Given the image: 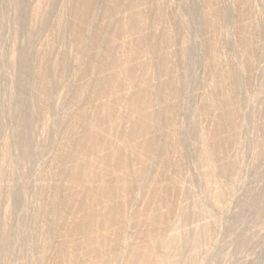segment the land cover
<instances>
[{
    "label": "rangeland",
    "instance_id": "obj_1",
    "mask_svg": "<svg viewBox=\"0 0 264 264\" xmlns=\"http://www.w3.org/2000/svg\"><path fill=\"white\" fill-rule=\"evenodd\" d=\"M41 0H28V3H29V21L31 23V27L33 28V31L34 32H38L37 35L35 33V40H34V46H33V53L32 55L34 56V52L38 55H36V57L38 58V61H37V58L34 56V64H33V68L35 71V68L38 66V63L39 62V59L42 55L45 54H49V58L51 59V61H56V58L58 59V57L60 56H65L67 58V69L66 71H70V72H65V74L61 77L58 78V72L56 73V70L54 68V64L52 65L51 69H52V74H54V78H53V82L54 80H56L54 82V96L52 97L51 101V106L50 105H45L43 103V99H41V95L40 94V91L37 89L34 88V100H35V97L38 95V98L39 99H36V101L38 100L40 102V104L38 102H35V105H37L36 107L40 106L38 109H42L43 110V106L46 107L44 109H46L48 112H46V110H43V114H44V111H45V114L42 116L43 119H39L37 121V123H41V124H35V130L33 131V156L30 158V159H27V158H23L19 151L13 147L14 149V152L13 149H5L6 145L5 142H2L4 141V138L6 135V137H9L10 138L14 137V135L16 134L17 130H18V126H17V123L10 117L8 116L7 114H4L3 115V119H2V123H4V126H3V132L0 133V171L3 169L2 172H0V190L1 192H4L2 196V200H1V203H0V264H56V260H54V258L56 259L58 254H57V250H59V248L57 246H59L60 244L57 245V243H59L60 241H62L64 239V235H65V231H66V227L70 225L71 221L73 219L71 218H74L72 214L69 215V213H74V216H77L79 215V213L77 212L76 208H73L74 205H71V207H69L68 211L64 214L65 217L63 215H57L53 221V219H51V215L54 213V212H57L58 210V205H57V202H58V199L59 197L58 196H62L63 194H69L73 191H76L75 188H81L79 186H72V185H69V183L65 180H64V183H63V180L62 178H60V176L58 175L59 174V167L56 165L55 162H53L54 160V156L55 154L58 153V149H62L65 144H66V137H65V127L64 126V121L66 120L67 121V118L69 117H73L74 114L76 113L77 115V112L79 113V111L81 110V112H84L85 109L83 110L82 108H86V112L85 113H88L90 114V112L88 111H92V110H89L87 109V107L89 108L90 106V109H92V106H97L96 103H93L94 102H97L98 100L96 99H99V97L96 95V94H93L94 90L93 88H95L96 84L94 83H97L99 79L101 78H104L106 77L107 75H105V73L107 74L108 71H105L104 69H102V66H101V61L99 59H101V55L102 53L99 54V52L101 51V47H99L98 45H92L91 46V42L89 41V38H85L83 39V36L82 35H79V34H82L81 32H83V29L81 28V26H79V21L78 19L76 18L77 15H76V12L74 11V1L75 0H52L50 2V0H46L47 2L43 1V4H42V1L40 3ZM50 3H49V2ZM110 0H103V2H109ZM134 3H133V2ZM194 1V2H193ZM204 1V2H202ZM222 2H220V0L217 2L214 0V5L211 1V3L209 2L207 4V2L205 0H147L146 3L144 2H140L137 4L138 1L136 0H119V1H114V3L112 4L113 7V10H114V14H115V17H114V20L111 22V29L114 28L115 26V21L117 22H124L125 20H128V18H130L131 14L134 12V11H137V12H134V14L136 13H144L145 15V20L143 21L144 23L141 25L142 27H140V29H143V30H140V29H136L134 32H136V34L133 32L131 33V35H127V37H123V39H119L118 40V43L119 44H124L126 43L127 45L126 46H130V47H135L139 45L140 43V40L143 38H145V40L148 38V39H152L155 34L157 36H160V34H167L168 31H170V35H172V39H173V43L170 42L168 43V45H171L170 48L168 45H165V46H168L167 47H164L165 49H163V54L164 56H169L171 59H168L170 62H168V66L169 68L171 69H167V72L165 73L166 69L163 68V65H160L158 66V64H162L161 60L163 59L162 55L163 54H159V53H162V52H158L155 54L152 55V60L151 61V58H148L143 55V54H139L140 57H138L139 55H137V57L133 58V60L130 61V64L132 62H134L135 60V64H131L132 66H137L139 68V72L143 70H146L144 73H136L137 75L134 77V79H138V80H135L133 79L132 83L134 86L132 88L131 84H130V87L131 89L130 90H127L129 89L130 87L128 86V88L121 92L120 93V97L122 98V100H124V97L128 96L127 97V101H129L128 98H132L134 96V92L133 90L135 91L136 89L138 90V87H139V91L140 92L142 89H144V86L146 85L147 87H150L148 85V82L149 84L151 85L150 88H153L152 85H154L153 83H155L154 87L153 88L154 90H158L163 82H167L170 80V77L171 79H176L177 81L180 80L181 82H179V84L182 86V91H181V96H183L181 99H184L182 103V112L180 113L179 115V118H178V122L176 123V125H174V127L177 126V129L172 126H166L168 128H164L165 132L161 131V130H158L156 129L154 132L156 133L155 137L158 138V137H161L163 136V134L165 133L166 137L167 138H170L169 140H171V138L174 137V133L176 132H182L183 130H185V133L184 131V134L186 135V142H184V145L182 144V149L181 146L179 147H171L170 151H171V157L170 156V161H161L160 157L158 158H153V160H150L148 162H150V164L148 163L145 164V167L144 168V164L142 166V163L140 161V148L138 146L135 147V145H137L138 142L136 141H141L139 140L142 139L143 137V140H144V134H140V135H137L139 134V132L136 134L137 137H138V140L137 139H134L133 143L134 145L132 144V150H131V160L132 162H134L135 159H133L137 154L139 155L138 157L136 156V160L135 162L132 164V166L136 165L139 161V166L138 168L136 169L134 166H133V169L134 170H137V172L139 173V176H140V172L142 173V176L140 177H137L136 178V181H137V187H135V189L132 191L133 193L130 194V197L131 199L129 198V200H131L129 202V204L125 205V209L127 210V214H128V217H130V219L128 220L127 224H125L124 228H122L121 230V235L122 236L120 237V233L119 234V246H117L116 244H113L111 243V245H109V250L108 252L106 251L105 253H107V257H105L106 255L104 254L102 257H105V258H100V261H102V259H104L102 262H108L106 264H112L114 262V264H120L121 263V260H122V263L121 264H126V260H127V257H128V249H130L131 247L130 246H133L134 244L136 245H141L142 241L141 239L143 237H140V236H137V234L134 235V231L136 229H139L140 230L142 229L143 231H146L149 226H147V224L145 223L148 218V216L150 215H158L160 214L162 211L163 213L161 214H169V218H172V219H169L168 218V225L166 224V227L169 228H165V230L161 233V236H159V239L157 240L158 243H159V247H160V251H164L162 253V258L159 262H157V264H264V0H221ZM241 4H239L240 2ZM244 1V2H243ZM38 2V4L36 3ZM121 2V3H120ZM186 2V3H185ZM206 2V3H205ZM45 3V4H44ZM54 3V4H53ZM117 3V4H116ZM121 5H120V4ZM123 3V4H122ZM129 3V4H128ZM165 3V4H164ZM193 3L195 5V7L197 8V11H196V15H191L190 13L188 14L187 12V7ZM196 3V4H195ZM218 3V4H217ZM38 6H37V5ZM53 4V5H51ZM69 4V5H68ZM119 4V5H118ZM126 4V5H125ZM133 4V5H132ZM150 4V5H149ZM186 4V5H185ZM197 4L199 6H197ZM202 4V6H201ZM33 5V6H32ZM49 5V6H48ZM123 5V6H122ZM139 5V6H138ZM154 5H155V8H154ZM160 5V6H159ZM165 5V7H164ZM210 5V6H208ZM221 5V8L220 9H224L226 10L228 13H230V16L231 17H228L227 19L224 18L221 20V22L219 21V23H221L220 25L217 24V21H213V17L211 19L210 22L209 21V18H208V23H212L211 25L208 24L207 26V29L205 28H202L203 27V23L204 22H201V21H206L207 18H205V16L207 17V13L210 12H216L219 9ZM35 6V7H34ZM104 6L105 4L103 3L102 6H100L98 8V10H96L95 12V16H94V19H96L98 16H100L99 18L97 19H100L101 21L104 20ZM117 6V7H116ZM122 6V7H121ZM125 6V7H124ZM135 6V7H133ZM150 6V7H149ZM152 6V7H151ZM185 6V7H184ZM217 6H218V10H217ZM243 6V8H242ZM34 7V8H33ZM60 7V8H59ZM149 7V8H148ZM160 8V10H158L157 14L156 11H157V8ZM199 7V8H198ZM202 9H201V8ZM205 9H204V8ZM208 7H210L208 9ZM216 7V8H215ZM250 7V8H249ZM33 8V9H32ZM103 8V9H102ZM117 8V9H116ZM135 8V9H134ZM153 8V9H151ZM162 8V9H161ZM211 8H215L214 10ZM227 8V9H226ZM241 8V9H240ZM132 9V10H131ZM37 10V11H36ZM41 10V11H40ZM45 10V11H44ZM48 12H47V11ZM100 10V11H99ZM116 10V11H115ZM129 10V11H128ZM131 10V11H130ZM141 12H140V11ZM206 12H205V11ZM209 10V11H208ZM232 10V11H230ZM238 12H237V11ZM246 10V11H245ZM44 11V12H43ZM58 11V12H57ZM65 11V12H64ZM144 11V12H143ZM173 11V12H172ZM177 11V12H176ZM199 11V12H198ZM15 7H14V1L13 0H0V29H1V32L3 35H1V32H0V96H1V99H0V104L4 107L6 106L5 104H7L6 108H9L11 105H12V98L14 97L13 95L15 94L14 90L12 89L11 85L9 82H12L11 79L13 80L14 76L16 77V72L14 71L15 68H13L15 62L16 61V56L14 57L13 55V58L14 60L13 61H10L12 60L13 58H11L12 56V51H14V49L12 48L13 45H14V48L16 47H20L21 45H23L26 41V37H24V34L23 33H20L18 38H16V40L14 39V35H15V31H16V26H15V23H14V16H15ZM40 13V16L42 18V20H40V17L37 15ZM45 14H43V13ZM75 12V13H74ZM99 12L100 15L97 13ZM132 12V13H130ZM146 12V13H145ZM155 12V13H154ZM203 14L204 12V16L201 15V13ZM241 12V13H240ZM252 12V13H251ZM48 13V14H47ZM65 13V14H64ZM102 13V14H101ZM164 13V14H163ZM172 13V14H171ZM200 13V14H199ZM246 13V14H245ZM32 14V15H31ZM58 14V15H57ZM60 14V15H59ZM96 14H98V16H96ZM133 14V15H134ZM168 14V15H167ZM198 14V15H197ZM206 14V15H205ZM34 15V16H33ZM43 15V17H42ZM47 15V16H46ZM56 15V16H55ZM62 15V16H61ZM103 15V16H102ZM130 15V16H129ZM201 15V16H200ZM236 15V16H235ZM240 15V16H239ZM242 15V16H241ZM32 16V18L34 19H31L30 17ZM67 16V17H66ZM119 16V17H117ZM128 16V18L126 17ZM177 16V17H176ZM184 16V17H183ZM193 16V17H192ZM195 16H198V17H195ZM235 16V17H234ZM60 17V18H59ZM64 17H65V20H64ZM104 17V18H103ZM116 17L118 19H116ZM123 17V18H122ZM179 17V18H178ZM182 17V18H181ZM201 17V18H200ZM234 17V18H233ZM239 17V18H238ZM250 17V18H249ZM39 20L37 21L36 20ZM44 18L46 19L44 21ZM103 18V19H102ZM122 18V19H120ZM126 18V19H125ZM148 18V19H146ZM157 18V19H155ZM177 18V19H176ZM186 18V19H185ZM194 18V19H193ZM242 18V19H241ZM246 18V19H245ZM96 19V20H97ZM125 19V20H124ZM154 19V20H153ZM164 19V20H163ZM183 19V20H181ZM189 19V20H188ZM197 19V20H195ZM202 19V20H201ZM205 19V20H204ZM226 19V20H225ZM251 19V20H250ZM13 20V21H12ZM32 20H36V26H34V21ZM58 20V21H57ZM60 20V21H59ZM96 20H93L91 22H94ZM100 20H97L95 22V24L93 23H90V29H89V37L91 36V38H93V36H96V35H99L100 32L101 34H103V37H104V44H106L105 42V39H108L106 40L107 42L110 40V38H108L110 36V32H105L103 31V25L104 24L103 22H101ZM120 20V21H119ZM148 20L150 21L149 23L150 26H149V23H148ZM166 20V21H165ZM181 20V21H179ZM186 20V21H185ZM194 21L195 23V27H196V30L199 28V30H202V31H193L191 30V32L189 31V29H186L184 28L181 24L185 23V22H189V21ZM199 20V21H198ZM228 20V21H227ZM236 22H234V21ZM43 21V22H42ZM63 22L64 25H65V29L64 31L66 32H62L63 35L60 34V36L58 35L59 33L55 32L57 30V26L60 22ZM105 21V20H104ZM184 21V22H183ZM34 22V23H33ZM40 22V23H39ZM46 22V23H45ZM58 22V23H57ZM146 22L148 23L146 26ZM198 22L199 24L197 25ZM213 22H214V25H213ZM38 23V24H37ZM97 23V24H96ZM119 23V24H120ZM175 23V25H174ZM202 23V24H201ZM224 23V24H223ZM231 23V24H229ZM248 25H247V24ZM254 23V24H253ZM52 24V25H51ZM71 24V25H70ZM79 24V25H78ZM102 26H101V25ZM114 24V25H113ZM145 24V25H144ZM178 24V25H177ZM215 24H216V28H218L220 26V28H218V30L215 28ZM235 24V25H234ZM236 24H237V27L239 24V26H242L243 24H246V26L243 27L244 30L240 29L239 31V34L237 33L238 32V28L236 27ZM252 24V25H251ZM34 27H33V26ZM42 25L44 27H42ZM48 25V26H47ZM56 25V27H55ZM73 25V26H72ZM176 27H174V26ZM213 25V26H212ZM219 25V26H217ZM231 25V26H230ZM69 26V27H68ZM76 26L78 29H82L81 32L76 28L74 27ZM96 26V27H95ZM113 26V28H112ZM145 26V27H144ZM154 26V27H153ZM183 28H182V27ZM210 26V27H209ZM255 26V27H254ZM259 26V27H257ZM37 27H38V30H37ZM41 29H40V28ZM46 27V28H45ZM54 27V28H53ZM148 27V28H147ZM166 27H167V31L163 32V30H166ZM170 27V29H168ZM181 27V29H180ZM209 27V28H208ZM225 27V28H224ZM236 27V28H235ZM246 27V28H245ZM251 27V28H250ZM262 27V28H261ZM75 28V30L77 31H74L72 29ZM163 28V29H162ZM202 28V29H201ZM210 28H211V31H210ZM214 31H213V29ZM241 28V27H240ZM255 28L257 30H259L260 28V31H262L261 33H258V34H251L248 32V30H252ZM7 29V30H6ZM40 29V30H39ZM97 29V30H95ZM99 29V30H98ZM154 29H158V30H154ZM173 29V30H172ZM186 29V30H185ZM216 29V30H215ZM220 29V30H219ZM237 29V30H236ZM36 30V31H35ZM95 30V31H94ZM101 30V31H100ZM176 30V31H175ZM182 32H181V31ZM184 30V31H183ZM203 30L205 32H203ZM231 30V31H230ZM249 30V31H250ZM71 31V32H70ZM91 31V33H90ZM94 31V32H92ZM98 31V32H96ZM143 31V32H141ZM145 31V32H144ZM150 31H154L155 34L153 32H150ZM161 32L159 34V32ZM175 31V32H174ZM189 31V32H188ZM209 33H208V32ZM8 32V33H7ZM103 32V33H102ZM106 34H105V33ZM140 32V34H139ZM147 32V33H146ZM178 32V33H177ZM203 32V33H202ZM216 32V34L214 33ZM74 33H78V34H74ZM93 33V34H92ZM138 33V34H137ZM142 33V35H141ZM172 33V34H171ZM174 33V34H173ZM189 33H192V34H189ZM197 33V34H196ZM212 34L213 35H209V34ZM242 35H241V34ZM53 34V35H52ZM100 34V35H101ZM154 34V36H152ZM159 34V35H158ZM161 34V35H162ZM176 34V35H175ZM183 34V35H182ZM188 34V35H187ZM248 34V35H246ZM251 34V35H250ZM263 34V35H261ZM6 35V36H5ZM99 35V36H100ZM150 35V36H149ZM196 35V36H195ZM217 35V36H216ZM237 35V36H236ZM240 35V36H239ZM246 35V37H245ZM260 35V36H259ZM9 36V37H8ZM26 36V35H25ZM37 36H40V37H37ZM60 38H59V37ZM76 36V37H75ZM78 36V37H77ZM81 36H82V41H81ZM106 36V37H105ZM141 36V37H140ZM189 36V38H188ZM195 36V37H194ZM200 36V37H199ZM211 36V37H209ZM215 36V37H213ZM222 36V38H221ZM233 36V37H232ZM244 38H243V37ZM249 36V37H248ZM63 37V38H62ZM130 38V45H128V39L127 38ZM138 37H139V40H138ZM151 37V38H150ZM175 37V38H174ZM185 37V39H184ZM244 39L245 40V43H244ZM262 37V38H261ZM11 38V39H10ZM51 38V39H50ZM55 40H54V39ZM76 38V40H75ZM212 38V39H211ZM215 38V39H214ZM223 38H225L223 40ZM247 38V39H246ZM249 38V39H248ZM254 38V39H253ZM47 39V40H46ZM127 39V40H126ZM147 39V40H148ZM205 39H209L208 41L206 40V42L204 43ZM212 41H211V40ZM214 39V40H213ZM218 39L219 41L221 42H218ZM221 39V40H220ZM230 39V40H229ZM238 39V40H237ZM5 40V41H4ZM20 40V41H19ZM42 40V41H41ZM88 40V41H87ZM126 40V41H125ZM135 40V42H134ZM176 40V41H175ZM191 40V41H190ZM217 42H216V41ZM247 40V41H246ZM45 41V42H44ZM55 41V42H54ZM73 41V42H72ZM80 41V42H79ZM87 42L86 44L84 43ZM120 41V42H119ZM125 41V42H124ZM129 41V42H130ZM139 41V43H138ZM148 41H151V40H148ZM193 41V42H192ZM213 43L212 45L215 46V51H211L210 49H208V46L210 44V42ZM229 41V42H228ZM232 43H231V42ZM233 41L235 43H233ZM18 42V44H17ZM79 42V43H78ZM82 42V44H81ZM209 42V43H208ZM229 44H227V43ZM8 45H7V44ZM23 43V44H22ZM39 43V44H38ZM47 43V44H46ZM52 43V44H50ZM138 43V44H137ZM184 46V44H186ZM190 43V44H189ZM199 43V44H198ZM208 43V44H207ZM217 43V44H216ZM221 43V44H220ZM222 43H223V46H222ZM241 44V45H238V44ZM248 43L247 46H245L246 50L244 47H242L243 44H246ZM12 44V45H11ZM37 44V45H36ZM42 44V45H41ZM76 44V45H75ZM136 44V46H135ZM192 44V45H191ZM205 44V45H204ZM207 44V46H206ZM216 44V45H215ZM219 44L221 45V47L219 46ZM231 44V45H230ZM234 44V45H233ZM41 45V46H40ZM44 45V46H43ZM54 45V46H53ZM73 45V46H72ZM86 45V46H85ZM90 45V46H88ZM174 45V46H173ZM199 47H198V46ZM225 45V46H224ZM40 46V47H38ZM77 46V47H76ZM204 46H206L204 48ZM228 46V48L226 47ZM239 46V47H238ZM244 46V45H243ZM3 47V48H2ZM87 47L89 49H87ZM94 47V48H93ZM96 47H97V51H96ZM176 47V48H175ZM194 47V48H192ZM216 47L221 48L220 51L216 49ZM233 47V48H232ZM235 47V48H234ZM259 47V48H258ZM37 50H36V49ZM51 48V49H50ZM53 48V49H52ZM66 48V49H65ZM86 48V49H84ZM93 50H92V49ZM99 48V49H98ZM168 50H167V49ZM175 48V49H174ZM190 49L192 48L193 50H196L197 53H195L194 57H192L191 59L189 58H186L184 57L183 55V52L186 51V49ZM214 48V47H213ZM237 48V49H236ZM244 48V50L242 49ZM35 49V50H34ZM40 49V50H39ZM42 49V50H41ZM72 49V50H71ZM78 49V50H77ZM95 49V51H94ZM185 49V50H184ZM242 49V50H241ZM260 49V50H259ZM47 52H46V51ZM62 50V51H61ZM81 50V51H80ZM92 50V51H91ZM167 50V54H166V51ZM183 50V51H182ZM200 50V51H199ZM207 50V51H206ZM210 50V51H208ZM2 51V52H1ZM9 51H11L10 53L11 54H8ZM38 51V53H37ZM42 51V52H40ZM44 51V53H43ZM64 51V52H63ZM79 51V52H78ZM88 51L90 53H88ZM182 51V52H180ZM242 51V53H241ZM247 51V52H246ZM251 51V52H250ZM257 56H254L255 53ZM68 52V53H67ZM70 52V53H69ZM94 52V53H92ZM206 54H205V53ZM213 52V53H212ZM217 54H215V53ZM244 52L246 53V55L244 54ZM260 52V53H259ZM66 53V54H65ZM73 53V54H72ZM79 53V55H78ZM82 53V54H81ZM84 53V55H83ZM89 55H88V54ZM92 53V54H91ZM96 53V55H95ZM178 53V54H177ZM209 53H211L209 55ZM234 53V54H233ZM238 53V54H237ZM249 56H248V54ZM7 54V55H6ZM41 54V55H40ZM78 56H77V55ZM86 54V55H85ZM91 54V57L92 58H95V60L93 59V65L94 67L92 66V76H90L89 80H83L81 81V73L83 70L84 65L86 62L83 61L86 57H89ZM170 54L173 56L171 57ZM214 54V55H213ZM219 54V56H218ZM236 54V55H235ZM252 54V55H251ZM76 55V56H75ZM88 55V56H87ZM100 55V57H99ZM145 57H143V56ZM176 55V56H175ZM180 55V56H179ZM197 55V56H196ZM211 55L214 57H211ZM215 55L216 57L221 58L219 59L218 58V62L215 58ZM55 56V58H54ZM81 56V57H80ZM95 56V57H94ZM183 56V57H182ZM10 57V58H9ZM75 57V58H74ZM79 57V58H77ZM99 57V59H98ZM142 57V58H141ZM158 59H157V58ZM178 57V58H177ZM207 57V60L212 61L214 62L215 61V64H213V68L214 69L211 73H210V79L209 76L207 78V75L209 74V61L207 60H204L206 59ZM211 59H210V58ZM252 57V58H251ZM258 57V58H257ZM262 57V58H261ZM69 58V59H68ZM83 58V59H82ZM97 58V59H96ZM137 58V59H136ZM142 61H140L139 60ZM144 58V59H143ZM146 58V59H145ZM161 58V59H160ZM176 60H175V59ZM185 58L187 59V63H185ZM203 58V59H202ZM209 58V59H208ZM232 58V59H231ZM253 58H255L253 60ZM4 61H3V60ZM55 59V60H54ZM78 62H77V60ZM150 59V60H149ZM178 59V60H177ZM184 61H183V60ZM229 59V60H228ZM252 59V60H250ZM257 59V60H256ZM7 60V61H6ZM155 60V61H154ZM190 60V61H189ZM203 60V61H202ZM226 61H230V62H225ZM233 60V61H232ZM246 60V61H245ZM9 61V62H8ZM81 61V62H80ZM144 61V63H143ZM147 63H146V62ZM149 61V62H148ZM159 61L161 63H159ZM173 63H172V62ZM175 61L179 62L178 64L175 63ZM181 61V62H180ZM205 61V62H204ZM225 63H224V62ZM236 61V62H235ZM250 61V63H249ZM7 62V63H6ZM11 62V63H10ZM14 62V64H13ZM70 62V63H69ZM100 62V63H98ZM137 62V63H136ZM141 62V63H139ZM154 62V63H153ZM207 62H208V65H207ZM221 62V63H220ZM235 62V63H234ZM247 64H246V63ZM253 62V63H252ZM37 63V64H36ZM55 63V62H53ZM75 63V64H74ZM157 63V64H155ZM175 63V64H174ZM183 65H182V64ZM192 65H191V64ZM196 63V64H195ZM206 63L207 66H204ZM223 63V64H222ZM5 64V65H4ZM82 64H84L82 66ZM99 64V65H98ZM137 64V65H136ZM142 64L143 65V68L140 67V65ZM170 64H174L173 66L170 65ZM185 64V65H184ZM187 64V65H186ZM204 64V65H203ZM218 64L224 67L223 68H226L228 67L229 69H231L229 67V65H233L232 66V69L231 70H235V68L237 70H235L234 72H238V76L240 77V86L238 87V89L236 91L240 90L236 93V100L237 102L239 103V108H240V112H242L239 116V118L236 120L238 121L240 124L236 125L238 122L235 121V128L232 127L231 131L227 130V129H223L221 131H217L216 129H218V127L216 128V125L219 126L218 124H221L220 122L227 119V118H224L227 116V111H228V116H229V113L231 112L230 109L233 107L230 105V104H225V103H221L219 107L220 110H224V113H226V115L224 116V113L219 111L217 107H214V109H212L210 111V113H205L203 112L204 109H203V105H204V101L206 99V97L211 93H213L214 91H216L218 88H223V85L225 86L226 83H228L230 79L229 76V73L223 75L220 77V75L216 74L218 71H222V69H219L221 68L220 66L218 67ZM225 64V65H224ZM229 64V65H227ZM236 64L238 65L236 67ZM189 65V66H188ZM227 65V66H226ZM235 65V66H234ZM253 65V66H251ZM82 66V67H81ZM100 66V67H99ZM146 66V68L144 67ZM155 66V67H154ZM162 66V67H161ZM178 66V67H177ZM75 67V68H74ZM150 67L151 70H150ZM172 67V68H171ZM195 67V68H194ZM218 70H216L215 68ZM235 67V68H234ZM3 68V69H2ZM73 68V69H72ZM78 68V69H77ZM141 68V69H140ZM145 68V69H144ZM175 70H174V69ZM183 68V69H182ZM191 70H190V69ZM208 68V69H207ZM239 68V70H238ZM241 68V69H240ZM253 68V69H252ZM12 69V70H11ZM37 69V68H36ZM71 69V70H70ZM77 69V70H76ZM80 69V70H79ZM94 69V70H93ZM100 69V70H99ZM149 69V70H148ZM162 69V70H161ZM3 70V71H2ZM154 70V71H152ZM170 70V71H169ZM188 70V71H187ZM190 70V71H189ZM228 70V69H226ZM225 70V71H226ZM2 71V72H1ZM81 73L79 74L78 72ZM100 71H102L100 73ZM151 71V72H150ZM196 71V72H195ZM215 71H217L215 73ZM220 71V74H222V72ZM244 73L242 74V76H240L241 72ZM15 72V73H14ZM56 74H55V73ZM104 72V73H103ZM208 72V74L206 73ZM4 73V74H3ZM6 73V74H5ZM148 73V74H147ZM154 73V74H153ZM169 73V74H168ZM172 75H171V74ZM182 73V74H181ZM187 73V74H186ZM215 74L213 76H211V74ZM224 73V72H223ZM75 74V75H74ZM109 74V72H108ZM167 74V76H166ZM57 75V76H56ZM96 75V76H95ZM167 78L169 77V79L164 77V76ZM171 75V76H170ZM174 75V76H173ZM217 75V77L219 79H217V77H215ZM227 75V76H226ZM142 76V77H141ZM179 76V77H178ZM198 76V77H197ZM5 77V79H4ZM69 77V78H68ZM79 77L81 79H79ZM164 77V78H163ZM243 77V78H241ZM73 78V80H72ZM76 78V80H75ZM96 78V80H95ZM98 78V80H97ZM150 78V79H149ZM153 78V79H152ZM189 78V79H188ZM198 78V79H197ZM204 78H207L204 79ZM224 78V80H223ZM245 78V79H244ZM16 78H14L15 80ZM66 81L65 83L62 81ZM78 79V80H77ZM90 79H92L90 81ZM142 79V81H141ZM149 79V81H148ZM191 79V80H190ZM214 79L218 80V81H214ZM226 79V80H225ZM61 80V81H60ZM69 80V81H67ZM80 80V81H79ZM96 82H95V81ZM155 80V81H154ZM164 80V81H163ZM210 80V81H209ZM243 80V81H242ZM9 81V82H8ZM152 83H151V82ZM204 81V82H203ZM209 81V82H208ZM219 81H222L221 83ZM248 81V82H247ZM146 82V83H145ZM212 84H211V83ZM215 82V83H214ZM217 82V83H216ZM242 82V84H241ZM252 82V84H251ZM77 83V84H76ZM81 83H84L86 85H81ZM87 83V84H86ZM88 83H92V85L88 84ZM139 83V84H138ZM141 83V84H140ZM205 83V84H204ZM220 83V85H218ZM223 83V85H222ZM230 83V82H229ZM228 83V84H229ZM250 85H249V84ZM61 84V85H60ZM66 84V85H65ZM94 84V86H93ZM136 86H135V85ZM145 84V85H144ZM160 84V85H159ZM186 84V86L184 85ZM208 84H209V87H208ZM231 84V83H230ZM229 84V85H230ZM65 85V86H64ZM70 85V86H69ZM78 85V86H77ZM81 85V87H80ZM90 86L91 88H89L88 86ZM144 85V86H142ZM210 85H213V87H215V85H217L215 87V89L213 91H211L213 89L212 86ZM227 85V84H226ZM227 85L225 88L227 89H224L225 91H228L231 89V87ZM252 85V86H251ZM69 86V87H68ZM72 86H73V89H72ZM140 86L142 89H140ZM145 86V88H146ZM180 86V87H181ZM6 87V89H5ZM76 87H78L76 89ZM88 87V88H87ZM185 87V88H184ZM190 87V88H189ZM193 87V88H192ZM207 89H206V88ZM11 88V90H10ZM85 88V89H84ZM158 88V89H156ZM87 89V90H86ZM90 89V90H89ZM91 89L93 91H91ZM209 89V90H208ZM13 90V91H12ZM85 90V92L83 91ZM136 90V91H137ZM6 91V92H5ZM11 91V92H10ZM74 91L77 92V96L74 98L73 95L71 96V93ZM91 91V92H90ZM135 91V92H136ZM231 91V90H230ZM229 91L228 95H231L232 93ZM14 92V93H13ZM82 92V93H81ZM93 92V93H92ZM138 92H136L138 94ZM159 92V91H158ZM201 92V93H200ZM12 93V94H11ZM39 93V94H38ZM72 93V94H74ZM80 93V94H79ZM123 93H126L125 96ZM131 95L132 93V97H130L129 95ZM131 93V94H130ZM208 93V94H207ZM87 94V95H86ZM121 94H123L121 96ZM96 98H95V96ZM160 98V96L162 95L161 93H158L157 94ZM11 96V97H10ZM40 96V97H39ZM59 96V97H57ZM80 96V97H79ZM93 96V97H92ZM63 97V99H62ZM171 97V96H170ZM169 97V98H170ZM203 97V98H202ZM43 98V97H42ZM70 98V99H69ZM95 98V100H94ZM158 98V97H157ZM241 98V99H240ZM11 99V100H10ZM42 101H41V100ZM69 99V100H68ZM86 99V101L84 100ZM92 99V100H91ZM106 100L107 102V98H103ZM240 99V101H239ZM4 100V101H3ZM10 100V101H9ZM55 100V101H54ZM58 100V101H57ZM91 100L92 102L90 103ZM104 100V102H105ZM163 101V103H159L158 101ZM172 100H175L172 102ZM186 100V101H185ZM76 101V102H75ZM82 101V102H81ZM88 101L89 103L91 104H88ZM101 101V102H100ZM125 100V102H127ZM158 103L155 105L158 106L156 107L155 105L152 106V108L156 107L158 108L159 110L161 108L159 107H162V105H164V102H168L169 104H176L178 99L176 97H171L168 101L167 99H163V97L159 100L158 99ZM161 101V102H162ZM250 101V102H249ZM3 102V103H2ZM71 102V103H70ZM99 104L102 103V98L99 99ZM103 102V103H104ZM124 102V101H123ZM124 102V103H125ZM11 103V104H10ZM42 103V105H41ZM86 103V105H85ZM102 103V104H103ZM58 104V105H57ZM82 104V105H81ZM84 104V105H83ZM93 104V105H92ZM98 104V105H99ZM101 104V105H102ZM159 104V105H158ZM57 105V106H56ZM67 105V106H66ZM42 106V107H41ZM56 106V107H55ZM69 106V107H68ZM81 106V107H80ZM222 106L224 107H228V106H231V107H228L227 109L224 107L222 108ZM48 107V108H47ZM65 107V108H64ZM202 107V109H201ZM221 107V108H220ZM74 108V109H73ZM94 108V107H93ZM149 109V110H155V109ZM192 108V109H191ZM53 109V110H52ZM158 109H156L157 111H159ZM201 109V110H200ZM231 109V110H232ZM88 110V111H87ZM147 110V112L149 111ZM226 110V112H225ZM77 111V112H76ZM161 111V110H160ZM184 111V112H183ZM64 112V113H63ZM216 112V113H215ZM220 112V113H219ZM47 113V114H46ZM54 113V114H53ZM57 113V114H56ZM140 112H135L134 115L136 114L137 116L140 114H138ZM203 113V114H202ZM205 113V114H204ZM223 113V114H222ZM56 114V115H55ZM59 114V115H58ZM186 114V115H184ZM207 114V115H206ZM216 114V115H215ZM47 115V116H46ZM73 115V116H72ZM133 115V118H137L136 116ZM209 115V116H208ZM223 115V116H222ZM63 116V117H62ZM66 116V117H65ZM138 116V117H139ZM227 116V117H228ZM206 117V118H205ZM217 117H220L219 119H216ZM45 118V119H44ZM47 118V119H46ZM58 118V119H57ZM222 118V119H221ZM244 118V119H243ZM52 119V120H51ZM54 119V120H53ZM191 121H190V120ZM207 119V120H206ZM213 121H212V120ZM48 120V121H47ZM69 120V119H68ZM215 120V121H214ZM216 120L219 122H216ZM220 120V121H219ZM240 120V121H239ZM60 121V122H58ZM210 121V122H209ZM42 122H46L45 124L42 123ZM52 122V123H51ZM58 122V123H57ZM111 123V122H110ZM110 123H107L103 126H110L109 124ZM114 122L111 123V125L113 124ZM124 123V124H123ZM119 127L120 129H124V131H126L125 129L128 130L129 128V125L128 124L129 122L128 121H125L123 122ZM212 123V124H211ZM216 123V124H215ZM247 123V124H246ZM126 124V128L124 127V125ZM183 124V125H182ZM245 126H244V125ZM37 125V126H36ZM7 126V127H6ZM123 126V127H122ZM194 126V127H193ZM214 126V127H213ZM244 126V127H243ZM5 127V128H4ZM191 127V128H190ZM199 127V128H198ZM239 127V128H238ZM107 128V127H105ZM172 128V129H171ZM182 131H181V129ZM186 128V129H185ZM216 128V129H215ZM14 129V130H13ZM54 129V130H52ZM101 129L103 130L104 127ZM99 130V131H102V130ZM167 129V130H166ZM168 129H171L169 132ZM192 129V130H190ZM214 129V130H213ZM246 129V130H245ZM4 130H5V133H4ZM40 130V131H39ZM173 130L175 132H173ZM180 130V131H179ZM188 130V131H187ZM210 130V131H209ZM227 130V131H226ZM233 130V135L232 133H227V132H232ZM235 130V131H234ZM39 131V132H38ZM158 131H161V132H158ZM202 131V132H201ZM223 131V132H222ZM15 132V133H14ZM55 132V133H54ZM160 133V134H157ZM163 132V133H162ZM170 132H173V134ZM212 132H216V135L212 134ZM35 133V134H34ZM102 133H104V130L102 131ZM162 133V134H161ZM190 133V134H189ZM244 133V134H243ZM246 133V134H245ZM3 134H5L3 136ZM14 134V135H13ZM170 136H169V135ZM206 134V136H205ZM217 134H218V137H217ZM219 134H221L219 136ZM227 134V135H226ZM13 135V136H12ZM142 135V136H141ZM153 135V136H154ZM160 135V136H159ZM168 135V136H167ZM210 135V136H209ZM224 135V137L222 136ZM227 137H226V136ZM232 137L235 135L236 139L235 141L236 142H232V141H229V137ZM3 136V137H2ZM43 136V137H42ZM50 136V137H49ZM64 136V137H63ZM172 136V137H171ZM215 136V138H214ZM222 136V137H221ZM245 136V137H244ZM57 137V138H56ZM135 137V138H137ZM190 137V139H189ZM221 138V139H218V138ZM3 138V139H2ZM60 138V140H59ZM205 138V139H204ZM224 138L223 141H221L222 139ZM228 139L227 141L225 140ZM245 138V139H244ZM38 139V141L36 140ZM42 139V140H41ZM50 139V140H49ZM159 139V138H158ZM204 139V141H203ZM215 139V142L214 144H212L213 140ZM49 140V141H48ZM55 140V141H54ZM64 140V141H63ZM220 140V141H219ZM189 141V142H188ZM209 141V142H208ZM218 141V142H217ZM172 142V140L170 141ZM191 142V143H190ZM211 142V143H210ZM216 142L219 144H221L224 149H227L229 148V150L227 149V152H228V155L230 157H227L225 160H217V158H212L211 161L212 163L209 162V160H203V164H202V159L201 157V154H200V151L203 150L202 148L205 149L204 145H206V149H213L214 146H216ZM226 142V143H225ZM45 143V144H44ZM187 143V144H186ZM203 143H205L203 145ZM233 143V144H231ZM44 144V145H43ZM62 144V145H61ZM140 144V142L138 143V145ZM209 144V145H208ZM227 144V145H226ZM4 145V146H3ZM46 145V146H45ZM213 145V146H211ZM232 147H231V146ZM50 146V147H49ZM203 146V147H201ZM230 146V147H229ZM46 147V148H44ZM52 147V148H51ZM55 147V148H54ZM62 147V148H61ZM137 150H135V148ZM210 147V148H209ZM7 148V147H6ZM139 148V149H138ZM174 148V150L176 152H174V150H172ZM179 148V150H178ZM195 148H198V149H195ZM16 149V151H15ZM35 149V150H34ZM135 151H138L139 152L135 153L133 152L134 150ZM194 153H192V150ZM195 149V150H194ZM38 150V151H37ZM105 150V149H103ZM99 151L97 153V157H103L104 156V153L105 151ZM237 150V151H235ZM7 151V155H5V152ZM18 151V152H17ZM42 151V152H41ZM182 151V152H181ZM188 151V153H187ZM226 151V150H225ZM2 152V153H1ZM17 152V153H16ZM103 152V153H102ZM173 152V153H172ZM181 152V153H180ZM199 152V153H198ZM202 152V151H201ZM16 153V154H15ZM53 155H52V154ZM102 153V154H101ZM133 153H134V157H133ZM176 153V154H175ZM179 153V154H177ZM198 153V155H197ZM12 154V155H10ZM46 154V155H45ZM100 154V155H98ZM106 154V153H105ZM182 154V155H180ZM5 155V156H4ZM9 155V156H8ZM175 155V156H174ZM5 157L4 161H3V157ZM8 156V157H7ZM11 156V157H10ZM13 156V157H12ZM15 156V157H14ZM19 156V157H18ZM176 156H178L177 158H179L180 161L178 162H175V160L177 159ZM185 157L184 161L183 159H181L180 157ZM198 156V158L196 157ZM236 156V157H235ZM196 157V158H195ZM232 157V158H231ZM8 158V160H7ZM11 158V159H10ZM172 158H174L172 160ZM176 158V159H175ZM200 158L199 162H198V159ZM23 159V160H22ZM156 159H158V161H156ZM219 159V158H218ZM238 159V160H237ZM5 160H7L5 162ZM52 160V161H51ZM178 160V159H177ZM176 160V161H177ZM189 160V161H188ZM197 160V161H196ZM217 160V161H216ZM19 161V162H18ZM52 163H51V162ZM172 161V162H171ZM9 162V163H8ZM175 162V163H174ZM184 162V163H182ZM206 162V163H205ZM208 162V163H207ZM216 165H215V163ZM218 162V163H217ZM226 162V163H225ZM8 163V165H7ZM16 163V164H15ZM25 163V164H24ZM51 163V164H50ZM55 165H54V164ZM144 163V162H143ZM146 163V162H145ZM170 163V166L169 164ZM173 163V164H172ZM180 163V164H179ZM193 163V164H192ZM200 163V164H199ZM210 163V164H209ZM223 163V164H222ZM6 164V165H5ZM47 164V165H46ZM73 163H70V165H72ZM191 164V165H190ZM208 164V166H207ZM213 164V165H212ZM220 164L221 167H219L218 165ZM227 164V165H226ZM240 164V165H239ZM31 165V166H30ZM70 165L68 167V165L66 164L64 166L65 169H70ZM147 165V166H146ZM165 165V166H164ZM169 168H171V170L169 168H167V166ZM209 165H210V168L212 166V168L210 170L209 169ZM222 165H224V167H222ZM229 165V166H228ZM2 166V167H1ZM38 166V167H37ZM54 166V167H53ZM67 166V168H66ZM161 166H163L161 168ZM177 166V168H176ZM180 166V167H179ZM201 166V167H200ZM215 168H214V167ZM232 166V167H231ZM251 166V167H250ZM257 166V167H256ZM5 169H4V168ZM139 167H143V169H146L145 171H143L142 168L139 169ZM148 167V168H147ZM165 167V169L167 168L168 171H171L169 172L170 175H166L167 177V180L166 181H163L162 183H158L157 187L158 189H168V191L170 190H174V193L172 194V198L173 199V205L175 206H172V210L173 212L171 213V209L168 210L167 207H161V205H159L158 208L157 207V204H155L156 206L152 205L150 206V208L153 207V210L152 209H147L148 208V202H149V199L151 197V193L149 192L148 190V187H147V183L148 181H145L148 179L149 175H151L149 178L151 180H153V178L157 177L155 175V173H158L157 175H159V172L162 171V169ZM180 170H179V168ZM161 168V170H160ZM175 168V171L176 169L178 171H172L174 170ZM198 168V169H197ZM214 168V169H213ZM13 169V170H12ZM18 169V170H17ZM59 169V170H58ZM139 169V171H138ZM164 169V170H165ZM167 169L165 170V172L168 174V171ZM193 169V170H192ZM212 169L214 172H212ZM230 169V170H229ZM47 170V171H46ZM56 170V171H55ZM141 170V171H140ZM202 170V171H201ZM208 170V171H207ZM225 170V173L224 171ZM237 170V171H236ZM12 173H10V172ZM153 171V172H152ZM205 171V172H204ZM212 174H210L211 172ZM216 171V172H215ZM235 171V172H234ZM18 172V175H16ZM137 172L135 171V173L137 174ZM210 172V173H209ZM234 172V173H233ZM4 173V174H3ZM16 173V174H14ZM39 173V174H38ZM149 173H152V174H149ZM175 173H179V174H175ZM206 173L208 174V176H203V175H206ZM214 173V174H213ZM222 173V175H221ZM145 174V175H144ZM148 174V176H146ZM226 174V175H225ZM230 174V176H229ZM11 175V176H10ZM14 177H13V176ZM18 178H16V176ZM55 175V176H53ZM174 175V176H173ZM179 175V176H178ZM198 175V176H197ZM40 176V177H39ZM138 176V174H137ZM154 176V177H153ZM169 176L170 179H169ZM181 176V177H180ZM213 176V177H211ZM225 176V177H224ZM239 176V177H238ZM11 177V178H10ZM146 177V178H145ZM176 177V178H175ZM180 177V178H179ZM203 177V178H201ZM211 177V178H210ZM31 178V179H30ZM60 178V179H59ZM144 178V179H143ZM175 178V179H174ZM192 178V179H191ZM206 178V179H205ZM14 179V181H13ZM138 179V180H137ZM140 179V180H139ZM142 179V180H141ZM188 179V180H187ZM191 179V180H190ZM203 179V180H201ZM213 181H212V180ZM58 180V181H57ZM146 182L143 187H141V185L144 184V182ZM149 180V179H148ZM170 180V181H169ZM174 180V181H173ZM175 180H177L176 182L178 184H176ZM182 180V181H181ZM207 180V181H206ZM211 182H210V181ZM243 180V181H242ZM32 181V182H31ZM48 181V182H47ZM140 181V182H139ZM173 181V183H171ZM204 183H203V182ZM206 181V182H205ZM222 181V183H221ZM37 182V183H36ZM167 184L170 183V184ZM183 182V183H182ZM194 182V183H193ZM14 183V184H13ZM48 183V184H47ZM58 183V184H57ZM67 183V184H66ZM141 185H140V184ZM50 184V185H49ZM161 184H163L162 186L163 187H160L159 188V185L161 186ZM175 187L177 188H174V185ZM187 184V185H186ZM214 184V186H213ZM232 186H231V185ZM234 184V185H233ZM52 185V186H51ZM60 185V186H59ZM64 185V186H63ZM165 185V186H164ZM171 185L173 186V189H170L171 186L169 188L166 187ZM177 185V186H176ZM179 185V186H178ZM193 185V186H192ZM210 185V186H209ZM40 186V187H39ZM68 186L70 188H68ZM73 189H72V187ZM140 188H139V187ZM146 186V188H145ZM149 186V185H148ZM205 186V187H204ZM230 186V187H228ZM11 187V188H10ZM56 187V188H55ZM67 187V188H66ZM165 187V188H164ZM192 187V188H191ZM221 187V188H220ZM21 188V189H20ZM34 188V189H33ZM53 188L55 190H53ZM59 188V190H58ZM61 188V189H60ZM63 188V189H62ZM77 188V191L76 193L79 191ZM139 188V189H138ZM144 188V189H143ZM184 188V189H182ZM224 188V189H223ZM228 188V189H227ZM231 188V189H230ZM67 189V190H66ZM69 189L72 191L70 192ZM75 189V190H74ZM138 189V190H136ZM142 189V190H141ZM179 189V190H178ZM205 189V190H204ZM208 189V190H207ZM216 189V190H215ZM11 190V191H10ZM15 190V191H14ZM40 190V191H39ZM48 190V191H47ZM61 190V191H60ZM65 190V191H64ZM82 190V189H81ZM140 190V191H139ZM144 190V191H143ZM148 191V193L150 194H147V195L144 193L145 191ZM223 190V191H222ZM57 191H60V192H57ZM68 191V192H67ZM135 191V192H134ZM214 191V192H213ZM234 191V192H233ZM15 194V193H17ZM43 192V193H42ZM49 192V193H47ZM51 192V193H50ZM54 192H57V193H54ZM66 192V193H65ZM70 192V193H69ZM212 194H211V193ZM225 192V193H224ZM6 193V194H5ZM11 193V195H9ZM14 193V194H13ZM53 193V194H52ZM75 193V192H74ZM177 193L179 195H177ZM24 194V195H23ZM35 194V195H34ZM40 194V195H39ZM45 194V195H44ZM56 194H59V195H56ZM61 194V195H60ZM133 194V196H132ZM223 194V195H222ZM227 194V195H226ZM233 194V195H232ZM7 195V196H6ZM13 195V196H12ZM73 195V194H71ZM146 195V196H145ZM197 195V196H196ZM225 195V196H224ZM12 196V197H11ZM47 196V197H45ZM136 196V197H135ZM189 196V197H188ZM213 196V197H212ZM218 196V197H217ZM18 197L19 198V202L16 203L17 201H15L16 199L15 198ZM42 197V198H41ZM45 197V198H44ZM51 197V198H50ZM57 197V198H56ZM142 197V198H141ZM144 197H147V198H144ZM22 198V199H21ZM41 198V199H40ZM136 200H135V199ZM144 198V200H142ZM176 198V199H175ZM213 198V199H212ZM226 198V199H225ZM235 198V199H234ZM9 199V200H8ZM133 199V200H132ZM146 199V200H145ZM187 199V200H186ZM196 199V200H195ZM219 199V200H218ZM41 200V201H40ZM54 202H53V201ZM128 200V201H129ZM136 202H135V201ZM142 200V201H141ZM185 200V201H184ZM199 200V201H198ZM201 200V201H200ZM214 200V201H213ZM230 200V201H228ZM220 203H219V202ZM225 201V202H224ZM135 202V204H134ZM139 202V203H138ZM143 202V203H142ZM147 202V203H145ZM197 202V203H196ZM213 202V203H212ZM235 202V203H234ZM241 202V203H240ZM20 203V204H19ZM56 203V204H55ZM128 203V202H127ZM131 203L134 204L131 206ZM142 203V204H141ZM179 203V204H178ZM228 203V204H227ZM240 203V204H239ZM16 206H15V205ZM145 205V206H142V205ZM183 204V205H182ZM186 204V205H185ZM197 206H196V205ZM38 205V206H37ZM147 205V206H146ZM181 205V206H180ZM203 205V206H202ZM233 205V206H232ZM135 206V207H134ZM140 206V207H139ZM186 206V207H185ZM246 206V207H245ZM15 207V208H14ZM145 207V208H144ZM155 207V209H154ZM203 207V208H201ZM207 207V208H206ZM210 207V208H209ZM241 207V208H240ZM36 208V209H35ZM44 208V209H43ZM71 209H74L73 212H71L72 210ZM134 208V209H133ZM157 208V210H156ZM218 210H217V209ZM16 209V210H14ZM21 209V210H20ZM140 209V210H139ZM163 209V210H162ZM178 209V210H177ZM181 209V210H180ZM186 209V210H185ZM195 211H194V210ZM202 211H201V210ZM19 210V211H18ZM42 210H43V213H42ZM141 211V212H135V211ZM146 210V211H145ZM204 210V211H203ZM206 210V211H205ZM211 210V212H210ZM214 210V211H213ZM225 210V211H224ZM263 210V211H262ZM4 211V212H3ZM37 211V212H36ZM70 211V212H69ZM145 211V212H143ZM151 211V212H150ZM230 211V212H229ZM238 211V212H237ZM242 211V212H241ZM13 212V213H12ZM32 212V213H31ZM40 212V213H39ZM46 212V213H45ZM143 212V213H142ZM150 214H149V213ZM157 212V213H156ZM171 214H170V213ZM181 212V213H180ZM185 212V213H184ZM198 212V213H196ZM205 212V213H204ZM4 213V214H3ZM7 213V215L5 214ZM12 213V214H11ZM130 213V214H129ZM144 213H146V215H144ZM152 213V214H151ZM156 213V214H154ZM175 213V214H174ZM223 213V214H222ZM226 213V214H225ZM261 213V214H259ZM11 214V215H9ZM46 214V215H45ZM51 214V215H50ZM68 214V215H67ZM173 214V215H172ZM188 214V215H187ZM192 214V215H191ZM211 214V215H210ZM214 214L216 216H214ZM263 214V215H262ZM49 215V216H48ZM178 215V216H177ZM181 215V216H180ZM201 215V216H200ZM203 215V216H202ZM63 216V217H61ZM133 216V218H132ZM147 216V218H146ZM172 216V217H171ZM230 216V217H229ZM8 217V218H7ZM67 217L68 220H67ZM79 217V216H78ZM145 217V219H144ZM175 217V218H174ZM184 217V218H183ZM196 217V218H195ZM226 217V219H225ZM52 222H51V220ZM57 218V219H56ZM134 218H139L138 220L139 221H136L137 219H135L134 221ZM209 218V219H208ZM240 218V219H239ZM47 219V220H46ZM62 219V220H61ZM238 219V220H237ZM38 220V221H37ZM56 220V221H55ZM67 220V221H66ZM133 220V221H132ZM143 220V221H141ZM144 220H146L144 222ZM171 220V221H170ZM216 220V221H215ZM47 221L49 222L47 224ZM61 221V222H60ZM65 223H64V222ZM141 221V222H140ZM194 221V222H193ZM215 221V222H214ZM67 222V223H66ZM130 222H133V223H130ZM139 224H137V223ZM145 225H144V223ZM169 222L171 224H169ZM187 222V223H186ZM214 222V223H213ZM40 223V224H39ZM60 223V224H59ZM143 223V224H141ZM64 224H66L64 226ZM129 224H132V225H129ZM136 224V226L134 225ZM173 224V225H172ZM178 224V225H176ZM205 224V225H204ZM130 228H128L129 226ZM131 226H133V228H131ZM64 227V228H62ZM136 227V228H135ZM145 227V228H143ZM173 229L171 230L170 229ZM62 228V229H61ZM147 228V229H146ZM48 229H52L49 231L48 233ZM58 229H60L59 231L63 230L61 232L64 233V235L60 234ZM65 229V230H64ZM206 229V230H205ZM134 230V231H133ZM52 231V232H51ZM131 231V232H130ZM239 231V232H238ZM14 232V233H13ZM126 232V233H125ZM134 232V233H133ZM142 232V231H141ZM199 232V233H198ZM206 232V233H205ZM101 233H104L103 231H101ZM124 233V234H123ZM183 233V234H182ZM212 233V234H211ZM238 233V234H237ZM48 234V235H46ZM51 234V235H50ZM56 234V235H55ZM182 234V235H181ZM217 234V235H216ZM59 235V236H58ZM61 235V236H60ZM172 235V236H171ZM178 235V236H177ZM29 236V237H28ZM47 236V237H46ZM51 236V237H50ZM55 236V237H54ZM63 236V237H62ZM133 236V237H132ZM211 239H210V237ZM46 239H45V238ZM49 237V238H48ZM62 237V238H60ZM137 237H140V238H137ZM166 237V238H164ZM172 237V238H171ZM176 237V238H175ZM182 237V238H181ZM240 237V238H239ZM3 238V239H2ZM8 238V239H7ZM33 238V239H32ZM38 239V240H37ZM81 241H82V238H80ZM164 239V240H163ZM167 239V240H166ZM169 239V240H168ZM195 239V240H194ZM25 240V241H24ZM45 240H46V243H45ZM121 240V242H120ZM140 240V241H139ZM172 240V241H171ZM181 240V241H180ZM239 240V242H238ZM29 241V242H28ZM39 241V242H38ZM125 241V242H124ZM138 241V242H137ZM164 241V242H163ZM196 241V242H195ZM200 241V242H199ZM215 241V242H214ZM50 242V243H49ZM130 242V243H129ZM174 242V243H172ZM4 245H3V244ZM44 243V244H43ZM122 243V244H121ZM193 243V244H192ZM39 244V245H38ZM47 244V245H46ZM163 244V245H162ZM170 244V245H169ZM53 245V246H52ZM57 245V246H56ZM116 246V248L114 249L113 247ZM122 247H121V246ZM123 245L125 246V248L123 247ZM126 245H127V248H126ZM44 246V247H43ZM55 246V247H54ZM113 246V247H112ZM47 247V248H46ZM118 247V248H117ZM181 247V248H180ZM56 248V249H55ZM164 248V250L162 249ZM172 248V249H171ZM46 249V250H45ZM55 249V250H54ZM120 251H119V250ZM108 250V249H107ZM116 250V255L118 254L119 252V255L117 256H114V252ZM125 250V251H124ZM168 250V251H167ZM213 250V251H212ZM124 251V252H122ZM56 252V253H55ZM211 252V253H210ZM110 253V254H109ZM112 253V254H111ZM122 253V254H120ZM125 253H127L126 255L127 256H124ZM167 253V254H166ZM56 254V255H55ZM2 255V256H1ZM54 255V256H53ZM114 256L113 258H110L111 256ZM213 257H212V256ZM43 256V257H42ZM211 256V257H210ZM42 257V258H41ZM118 257V258H116ZM184 257V258H183ZM47 258V259H46ZM164 258V259H163ZM4 259V260H3ZM42 259V260H41ZM45 259V260H44ZM82 259V260H80ZM113 259V261H112ZM115 259H117L115 261ZM163 259V260H162ZM6 260V262H5ZM45 262H44V261ZM50 260V261H49ZM52 260V261H51ZM86 259H83L82 257H79L78 259H76V263L75 264H84ZM184 260V261H183ZM196 260V261H195ZM42 261V262H41ZM78 261V262H77ZM83 261V263H82ZM54 262V263H53ZM124 262V263H123ZM164 262V263H163ZM188 262V263H187Z\"/></svg>",
    "mask_w": 264,
    "mask_h": 264
},
{
    "label": "bare ground",
    "instance_id": "obj_2",
    "mask_svg": "<svg viewBox=\"0 0 264 264\" xmlns=\"http://www.w3.org/2000/svg\"><path fill=\"white\" fill-rule=\"evenodd\" d=\"M14 1V7H15V10H16V12H15V16H14V23H15V28H16V31H15V35H14V39L16 40V38H18V36H19V34L20 33H23L24 34V37H26V39H25V43L23 44V45H21L20 47H16V48H14V45H13V49H14V51H12V52H14V53H12V56H11V58H13V55H14V57L16 56V61H14L15 62V64H14V62H13V64H14V66H13V68H15L14 69V71L16 72H14L15 74H16V77L14 76V78H16L15 80H14V78H13V80L11 79V81L12 82H9L10 83V85H11V87H12V89L14 90V92H15V94L13 95L14 97L12 98V105L9 107V108H6V106H7V104H5L6 106H2L1 104H0V133L1 132H3V126H4V123H2V119H3V115L4 114H7L8 116H10L16 123H17V126H18V130H17V132H16V134L14 135V137L12 138H10V136L9 137H6V136H8V135H6L5 137H3L5 134H3V138H4V141H2V142H5V144L4 145H6V147H5V149H13V147L14 148H16L18 151H19V153H20V155L23 157V158H27V159H30L32 156H33V131L35 130V124H41V123H37V121L41 118V119H43L42 118V116L45 114V111H44V114L42 113L43 112V110H46V109H44V108H46V107H44L43 106V110L42 109H38L40 106H38V107H36L37 105H35V103H34V101L35 102H38L39 104H40V102L37 100L36 101V99H39L38 98V95L35 97V100H34V88L37 90H39L40 91V94L39 95H41L42 97H41V99H43V103L46 105H50L51 106V103L50 102H52L51 101V99H52V97L54 96L53 94H54V82L56 81V80H54V82H53V78H54V74H52V69H51V67H52V65L54 64V68H55V70H56V73L58 72V78L59 77H61V76H63L64 74H65V72H67L66 71V69H67V58L65 57V56H60V57H58V59L56 58V61H53V62H55V63H53L52 61H51V59L49 58V54L47 55V54H45L44 53V51H43V53H44V55H42L41 57H40V59H39V62H37L38 63V66L35 68V71H33L34 70V68H33V64H34V62H35V60H36V58L38 57V55H39V53H38V51H37V53H38V55L34 52V56L36 57V55H37V57L35 58V60H34V56L32 55V49H33V46H34V43L36 42H34V40H35V36L37 35V33L36 32H34L33 31V28L31 27V23H30V21H29V15H28V13H29V3H28V0H13ZM42 1V4H43V1H45V2H47L46 0H41ZM41 1H40V3H41ZM52 0H50V2H51ZM114 1L116 2V1H119V0H110L109 2H103V0H75L74 1V3H73V5H74V11L76 12V15H77V19H78V21H79V26H81V28L83 29V32H81V30L82 29H78L76 26H74V27H76L82 34H79V35H82L83 36V39H84V37L85 38H89V41L91 42L90 44H91V46L90 45H88V46H90V47H92V45H98L99 47H101L100 49H101V51L99 52V54L100 53H102V54H100L101 55V59H99V57H100V55H99V57H98V59L101 61V63L100 62H98V63H100L101 64V66H102V69H104L105 71H108L109 72V74H108V72H107V74L105 73V75H107L106 77H104V78H101V79H99L98 80V78H97V80H98V82L97 83H94V84H96V86H95V88H93V90L91 89V91H93L92 93L93 94H96L98 97H99V99H101L102 98V103L104 102V100L105 99H103V98H107V102H106V100H105V102L101 105V104H99V99H96V100H98L97 102H94L93 101V103H98L97 104V106L95 107V106H92V109H90V107L88 108L87 107V109H89V110H92V111H88V112H90V114H88V113H85L86 112V108H82L83 110L85 109V111L84 112H81V110L79 111V113L77 112V115H76V113L74 114V116L73 117H69V118H67V121L65 120L64 121V126L63 127H65L64 129H65V137H66V144H65V146L62 148V149H58L57 151H58V153L57 154H55V156H54V160H53V162H55L56 163V165L59 167V169H60V171H59V176H60V178H62V180L63 179H65L68 183H69V185H72L73 187L74 186H79V187H81L80 189L78 188V192L76 193V191H77V188H75L76 189V191H73V193L71 192L72 191V189H73V187H72V189L70 190L69 189V191L71 192H69L70 193V195L69 194H63L62 196H58L59 197V199H58V202H57V205H58V210H57V212H54L51 216V219H53V221H54V219H55V217L59 214H61V215H63L64 217H65V213L68 211V209H69V207H71L72 208V206L71 205H74V207L73 208H76V210H77V212L79 213V215H77V216H74V213L76 212H74V213H69V215L70 214H72L73 215V217L74 218H71V219H73L72 221H71V223H70V225L69 226H67L66 228V231H65V235H64V233H62L63 235H64V239L62 240V241H60L59 243H57V245L58 244H60L59 246H57L58 248H59V250H57V256H55V257H57L56 259L54 258V260H56V264H75L76 263V259H78L79 257H82L83 259H86V261H85V263L84 264H106L107 262H108V260H107V262L105 261V262H102L104 259H102V261H100V258L105 254H107V253H105L106 251L108 252L110 249L108 248L109 247V245H111V243L113 244V242H114V244H116L117 246H119L118 244H119V234L118 233H120V237L122 236L121 235V229L122 228H124V226H125V224H127V222H128V220L130 219V217H128V214H127V210L125 209L126 207H125V205H127V204H129V202L131 201V200H129V198L131 199V197H130V194L131 193H133L132 191L135 189V187H137V181H136V178L137 177H140V176H142V177H144L143 175H142V173L140 172V176H139V173L137 172V170H134L133 169V166H132V164L135 162V160H136V156L138 157L139 155H137V154H135L134 155V153H133V159H135L134 160V162H132V160H131V150H132V144L134 145V143H133V141H134V139H137L138 140V137H137V135H140V134H144L143 136H144V140H143V137H142V139H140L139 138V140H141V141H136V142H140V144L138 145V143H137V145H135V147L136 146H138L139 148H140V153H138L139 152V150L138 151H135V150H137L135 147V150L133 151V152H137L138 154H140V161L142 162V163H140V164H142V166H143V164H144V168H146L145 167V164H147L148 165V163L150 164V160H153V158H154V160H155V158H159L160 157V159H161V161H170L171 159H170V156H171V151H170V149H171V147H174V148H176V147H179V146H181L182 144L184 145V142H186V135L184 134V132H185V130H183L182 131V129H181V131L182 132H176V133H174L175 135H174V137L173 138H171V140H172V142H170L171 140H169L170 138H167L166 137V135H165V130H164V128H168L169 126H172L173 125V127H174V125H176V123L178 122V118H179V115H180V113L182 112V103H184L183 102V100L184 99H182V101H181V99L180 98H182L183 96H181L180 97V95H181V91H182V86L179 84V82H181L180 80H176V79H171V77H170V80L169 81H167V82H164V84H163V82H162V84L160 85L161 87L158 89V88H156V89H158V90H154L153 88H155L154 87V85H155V83H153L154 85H152L153 86V88H150L151 87V85L149 84V82H148V85L150 86V87H147L145 84V86H146V88H145V86L144 85H142V86H144V89H142L141 88V86H140V89H142L140 92H138L139 91V87H138V90L136 91V92H138V94L133 90V92L135 93L134 94V96L132 97L131 95L133 94H131V95H129L128 93V95L130 96V97H132V98H128L129 99V101H127V97L128 96H126V97H124V100H122V98L120 97V93L121 92H123V91H125L127 88H128V86L130 87V84L132 83V81H133V79H134V77L137 75L136 73L138 72L139 74L141 73H144L146 70H143V72L142 71H140L139 72V68L137 67V66H132L133 64H135V60H134V62H133V64H132V62H131V64H130V61L131 60H133V58H135V57H137V55H139V54H143V55H145L146 57H147V59L148 58H151V61H153L152 60V55L153 54H155V52L156 53H158V52H162V53H159V54H163V49H165L164 47H167L168 48V46H169V48H170V46L171 45H168V43H170V42H172L173 43V39H172V35H170V34H168V33H170V31H168V33L166 34H162L161 32H159V34H160V36H157L156 34H155V32L154 31H150V32H153L154 34H155V36H154V34L152 35V36H154L152 39H148V40H151V41H148L147 39L145 40V38H143V40L141 39L140 40V43H139V41H138V43H139V45L138 46H136V44H135V46H136V48L134 47H130L131 45H130V43H131V41H130V38L128 37L126 40L128 41V45H130V46H126L127 44V42L126 43H124V44H119L118 43V40L119 39H123V37H127V35H131V33H133L136 29L138 30V29H140V27H142L141 25L144 23L143 21L145 20V15H144V13H136V14H134V12H137V11H134L133 13L132 12H130V13H132L131 14V16H130V18H128V16H126L127 18H128V20H125L124 22H122V23H120V22H118V24H117V20L115 21V26H114V28H113V26H112V28L113 29H111L110 27H111V22L114 20V17H115V14H116V12H115V14H114V10H113V7L114 6H112V4L114 3ZM136 1H138L137 2V4L138 3H140V2H144V3H146V1L147 0H136ZM150 1H152V0H150ZM199 1V0H198ZM206 2H207V4L211 1H213L212 3L214 4V0H205ZM215 1H219V0H215ZM248 1V0H247ZM250 1V0H249ZM49 2V1H48ZM49 2V3H50ZM133 2V1H132ZM194 2V1H193ZM202 2H204V1H202ZM205 2V3H206ZM210 2V3H211ZM220 2H222L221 0H220ZM238 2H240V1H238ZM244 2V1H243ZM37 4H38V2H36ZM103 3L105 4V6H104V11H103V13H104V20H100V19H97V18H99L100 16H98V14L100 15V13L99 12H97L98 14H96V16H98L96 19L97 20H100L101 22H105L104 24H102L103 25V28H101V29H103V31H107V32H109V31H111L110 33V36L108 37V38H110V40L107 42L106 40H108V39H105V42H106V44H104L103 42H104V37H103V34H101V32H100V34H99V32L98 31H96V32H98V34L100 35H96V36H93V38H91V36L89 37V29H90V23H94L95 24V22L97 21L96 19H94V16H95V11L96 10H98V8L100 7V6H102L103 5ZM121 3V2H120ZM119 3V4H120ZM134 3V2H133ZM186 3V2H185ZM36 4V5H37ZM45 4V3H44ZM54 4V3H53ZM53 4H51V5H53ZM117 4V3H116ZM118 4V5H119ZM123 4V3H122ZM129 4V3H128ZM165 4V3H164ZM196 4V3H195ZM218 4V3H217ZM239 4H241V2L239 3ZM69 5V4H68ZM121 5V4H120ZM126 5V4H125ZM133 5V4H132ZM150 5V4H149ZM186 5V4H185ZM200 5V4H199ZM198 4H197V6H199ZM215 5V4H214ZM33 6V5H32ZM38 6V5H37ZM49 6V5H48ZM123 6V5H122ZM121 6V7H122ZM139 6V5H138ZM160 6V5H159ZM201 6H202V4H201ZM208 6H210V5H208ZM216 6V5H215ZM35 7V6H34ZM33 7V8H34ZM117 7V6H116ZM125 7V6H124ZM133 7H135V6H133ZM150 7V6H149ZM148 7V8H149ZM152 7V6H151ZM164 7H165V5H164ZM185 7V6H184ZM32 8V9H33ZM60 8V7H59ZM154 8H155V5H154ZM199 8V7H198ZM201 8V7H200ZM204 8V7H203ZM210 7H208V9H209ZM216 8V7H215ZM214 8V9H215ZM221 8V5H220V7H219V9ZM242 8H243V6H242ZM250 8V7H249ZM103 9V8H102ZM117 9V8H116ZM135 9V8H134ZM151 9H153V8H151ZM156 9V8H155ZM162 9V8H161ZM202 9V8H201ZM205 9V8H204ZM213 8H211V10H212ZM213 9V10H214ZM225 9V8H224ZM224 9H220V10H218V6H217V10L218 11H216V12H210L209 10V13H207V14H209V15H207V17L205 16V18H207V20L206 21H201V22H204L202 25H203V27L202 28H204V30H205V28L207 29V26H208V24H210V23H208V22H210L211 21V19H212V17H213V21L215 20V21H217V24H221V23H219V21L221 22V20L222 19H224V18H228V17H231L230 16V13H228L226 10H224ZM227 9V8H226ZM241 9V8H240ZM132 10V9H131ZM130 10V11H131ZM158 10H160V8L158 7L157 8V11H156V13L155 14H157V12H158ZM216 10V9H215ZM37 11V10H36ZM41 11V10H40ZM45 11V10H44ZM43 11V12H44ZM47 11V10H46ZM100 11V10H99ZM116 11V10H115ZM129 11V10H128ZM140 11V10H139ZM187 13L189 14H191V15H196L195 13H196V11H197V8L195 7V5L193 4V3H191L188 7H187ZM205 11V10H204ZM230 11H232V10H230ZM237 11V10H236ZM246 11V10H245ZM42 12V13H43ZM48 12V11H47ZM58 12V11H57ZM65 12V11H64ZM74 12V13H75ZM141 12V11H140ZM144 12V11H143ZM173 12V11H172ZM177 12V11H176ZM199 12V11H198ZM206 12V11H205ZM238 12V11H237ZM34 13V12H33ZM36 13V12H35ZM35 13H34V15H35ZM146 13V12H145ZM201 13V15H203L204 16V12H203V14H202V12H200ZM199 13V14H200ZM241 13V12H240ZM252 13V12H251ZM43 14H45V13H43ZM48 14V13H47ZM65 14V13H64ZM102 14V13H101ZM134 14V15H133ZM164 14V13H163ZM172 14V13H171ZM246 14V13H245ZM32 15V14H31ZM33 15V16H34ZM39 17H40V20H42V18H41V16H40V13L39 14H37ZM37 15H35V16H37ZM58 15V14H57ZM60 15V14H59ZM117 15V14H116ZM168 15V14H167ZM198 15V14H197ZM200 15V16H201ZM206 15V14H205ZM47 16V15H46ZM56 16V15H55ZM62 16V15H61ZM103 16V15H102ZM236 16V15H235ZM234 16V17H235ZM240 16V15H239ZM242 16V15H241ZM42 17H43V15H42ZM67 17V16H66ZM117 17H119V16H117ZM116 17V19H118ZM177 17V16H176ZM184 17V16H183ZM193 17V16H192ZM195 17H198V16H195ZM233 17V18H234ZM31 19H34V18H32V16L30 17ZM60 18V17H59ZM102 18V19H103ZM123 18V17H122ZM122 18H120V19H122ZM179 18V17H178ZM182 18V17H181ZM201 18V17H200ZM208 18H209V21H208ZM239 18V17H238ZM250 18V17H249ZM47 19V18H46ZM45 18H44V21L46 20ZM144 19V20H143ZM146 19H148V18H146ZM155 19H157V18H155ZM177 19V18H176ZM186 19V18H185ZM194 19V18H193ZM225 19V20H226ZM242 19V18H241ZM246 19V18H245ZM36 20H37V18H36ZM35 20V21H36ZM38 20H39V18H38ZM37 20V21H38ZM64 20H65V17H64ZM93 20H96V21H94V22H91V21H93ZM154 20V19H153ZM164 20V19H163ZM181 20H183V19H181ZM181 20H179V21H181ZM189 20V19H188ZM195 20H197V19H195ZM202 20V19H201ZM205 20V19H204ZM251 20V19H250ZM13 21V20H12ZM32 21H34V20H32ZM34 21V22H35ZM36 21V22H37ZM58 21V20H57ZM60 21V20H59ZM120 21V20H119ZM166 21V20H165ZM186 21V20H185ZM199 21V20H198ZM208 21V22H207ZM228 21V20H227ZM234 21V20H233ZM33 22V23H34ZM36 22L34 23V26H36L35 24H36ZM43 22V21H42ZM150 21L148 20V23H149ZM184 22V21H183ZM234 22H236V21H234ZM40 23V22H39ZM46 23V22H45ZM58 23V22H57ZM120 23V24H119ZM147 22H146V26H148L147 24H148ZM197 23V25L199 24L198 22H196ZM38 24V23H37ZM97 24V23H96ZM141 24V25H140ZM150 24L151 23H149V26H150ZM212 24V23H211ZM210 24V25H211ZM224 24V23H223ZM229 24H231V23H229ZM247 24V23H246ZM246 24H243L244 26H246ZM254 24V23H253ZM52 25V24H51ZM71 25V24H70ZM101 25V24H100ZM101 25V26H102ZM114 25V24H113ZM145 25V24H144ZM174 25H175V23H174ZM173 25V26H174ZM178 25V24H177ZM184 28H186V29H189V31L191 32V30H193V31H196L197 32V30L198 31H202V30H199V28L196 30V27H195V23H194V21L192 20H190L189 22H185V23H183V24H181ZM213 25H214V22H213ZM212 25V26H213ZM219 25H217V26H219ZM222 25V24H221ZM235 25V24H234ZM239 25H241V24H239ZM238 25V27H237V24H236V27L238 28V34H239V30L240 29H242V30H244L243 29V25L242 26H239ZM248 25V24H247ZM252 25V24H251ZM33 26V25H32ZM33 26V27H34ZM48 26V25H47ZM73 26V25H72ZM181 26V27H182ZM231 26V25H230ZM42 27H44L43 25H42ZM55 27H56V25H55ZM69 27V26H68ZM96 27V26H95ZM145 27V26H144ZM154 27V26H153ZM174 27H176V26H174ZM181 27H180V29H181ZM182 27V28H183ZM210 27V26H209ZM208 27V28H209ZM235 27V28H236ZM241 27V28H240ZM247 27V26H246ZM245 27V28H246ZM249 27V26H248ZM248 27H247V29H248ZM255 27V26H254ZM257 27H259V26H257ZM40 28V27H39ZM46 28V27H45ZM54 28V27H53ZM57 28V30L55 31V32H57V33H59L58 35L60 36V34L61 35H63L62 34V32L64 31V29H65V25H64V23L61 21L59 24H58V26L56 27ZM148 28V27H147ZM201 28V29H202ZM215 28H216V24H215ZM218 28H220V26L218 27ZM218 28H216L217 30H218ZM225 28V27H224ZM251 28V27H250ZM262 28V27H261ZM260 28V29H261ZM41 29V28H40ZM39 29V30H40ZM72 29V28H71ZM76 29V30H77ZM143 29H145V28H143ZM143 29H140V30H143ZM163 29V28H162ZM168 29H170V27L168 28ZM185 29V30H186ZM213 29V28H212ZM215 29V30H216ZM260 29L259 30H257L256 28H255V30L254 29H252V30H248V32L249 33H251V34H258V33H261L262 31H260ZM7 30V29H6ZM37 30H38V27H37ZM72 30H74V31H76L75 30V28L74 29H72ZM77 30V31H78ZM95 30H97V29H95ZM94 30V31H95ZM99 30V29H98ZM155 31L156 30H158V29H154ZM173 30V29H172ZM203 30V32H205ZM220 30V29H219ZM237 30V29H236ZM36 31V30H35ZM76 31V32H77ZM78 31V32H79ZM94 31H92V32H94ZM101 31V30H100ZM166 32L167 31V27H166V30H163V32ZM176 31V30H175ZM174 31V32H175ZM181 31V30H180ZM184 31V30H183ZM188 31V32H189ZM210 31H211V28H210ZM213 31H214V29H213ZM231 31V30H230ZM0 32H1V29H0ZM65 32V31H64ZM71 32V31H70ZM79 32V33H80ZM104 32V33H105ZM141 32H143V31H141ZM145 32V31H144ZM182 32V31H181ZM202 32V33H203ZM208 32V31H207ZM8 33V32H7ZM35 33H36V35H35ZM66 33V32H65ZM90 33H91V31H90ZM103 33V32H102ZM135 34H136V32H134ZM147 33V32H146ZM178 33V32H177ZM209 33V32H208ZM215 34H216V32H214ZM4 34V33H3ZM2 34V32H1V35H3ZM75 35L76 34H78V33H74ZM93 34V33H92ZM106 34V33H105ZM138 34V33H137ZM139 34H140V32H139ZM158 34V35H159ZM172 34V33H171ZM174 34V33H173ZM189 34H192V33H189ZM197 34V33H196ZM241 34V33H240ZM243 34V33H242ZM241 34V35H242ZM250 34V35H251ZM26 35V36H25ZM53 35V34H52ZM141 35H142V33H141ZM176 35V34H175ZM183 35V34H182ZM188 35V34H187ZM209 35H213V33L211 34H209ZM246 35H248V34H246ZM246 35H245V37H246ZM261 35H263V34H261ZM6 36V35H5ZM58 36V37H59ZM82 36H81V41L83 40L82 39ZM150 36V35H149ZM196 36V35H195ZM194 36V37H195ZM217 36V35H216ZM237 36V35H236ZM240 36V35H239ZM260 36V35H259ZM9 37V36H8ZM37 37H40V36H37ZM76 37V36H75ZM78 37V36H77ZM106 37V36H105ZM141 37V36H140ZM200 37V36H199ZM209 37H211V36H209ZM213 37H215V36H213ZM233 37V36H232ZM243 37V36H242ZM249 37V36H248ZM60 38V37H59ZM63 38V37H62ZM151 38V37H150ZM175 38V37H174ZM188 38H189V36H188ZM221 38H222V36H221ZM241 38V37H240ZM244 38V37H243ZM262 38V37H261ZM11 39V38H10ZM51 39V38H50ZM54 39V38H53ZM56 39V38H55ZM54 39V40H55ZM184 39H185V37H184ZM212 39V38H211ZM210 39V40H211ZM215 39V38H214ZM213 39V40H214ZM225 38H223V40H224ZM242 39V38H241ZM247 39V38H246ZM249 39V38H248ZM254 39V38H253ZM47 40V39H46ZM75 40H76V38H75ZM125 40V41H126ZM138 40H139V37H138ZM206 40L207 39H205V41H204V43L206 42ZM209 40V39H208ZM207 40V41H208ZM216 40H218V39H216ZM215 40V41H216ZM221 40V39H220ZM223 40H221V41H223ZM230 40V39H229ZM238 40V39H237ZM242 40H244V39H242ZM5 41V40H4ZM20 41V40H19ZM42 41V40H41ZM88 41V40H87ZM124 41V42H125ZM130 41V42H129ZM176 41V40H175ZM191 41V40H190ZM212 41V40H211ZM211 41H209L210 42V44H209V46H208V49H210L211 51H213L214 49H215V46H213L212 44L213 43H211ZM221 41H219L218 40V42H221ZM247 41V40H246ZM45 42V41H44ZM55 42V41H54ZM73 42V41H72ZM80 42V41H79ZM78 42V43H79ZM120 42V41H119ZM134 42H135V40H134ZM193 42V41H192ZM208 42V43H209ZM217 42V41H216ZM224 42V41H223ZM229 42V41H228ZM231 42V41H230ZM1 43V42H0ZM84 43L86 44L87 42H85L84 41ZM137 43V44H138ZM207 43V44H208ZM225 43H227V42H225ZM232 43V42H231ZM233 43H235L234 41H233ZM244 43H245V40H244ZM7 44V43H6ZM17 44H18V42H17ZM39 44V43H38ZM47 44V43H46ZM50 44H52V43H50ZM81 44H82V42H81ZM171 44V43H170ZM190 44V43H189ZM199 44V43H198ZM207 44H206V46H207ZM217 44V43H216ZM215 44V45H216ZM221 44V43H220ZM219 44V46L221 47V45ZM227 44H229V43H227ZM8 45V44H7ZM12 45V44H11ZM37 45V44H36ZM42 45V44H41ZM40 45V46H41ZM76 45V44H75ZM87 45V44H86ZM85 45V46H86ZM165 45H168V46H165ZM185 45H187V43L186 44H184V46ZM192 45V44H191ZM205 45V44H204ZM231 45V44H230ZM234 45V44H233ZM238 45H241L240 43L238 44ZM244 45V46H243ZM242 45V47H244L245 48V46H247L248 45V43H246V44H243ZM0 46H1V44H0ZM40 46H38V47H40ZM44 46V45H43ZM54 46V45H53ZM73 46V45H72ZM174 46V45H173ZM198 46V45H197ZM206 46H204V48L206 47ZM222 46H223V43H222ZM225 46V45H224ZM35 47V46H34ZM77 47V46H76ZM199 47V46H198ZM214 47V48H213ZM227 48H228V46H226ZM239 47V46H238ZM3 48V47H2ZM94 48V47H93ZM166 48V49H167ZM176 48V47H175ZM174 48V49H175ZM192 48H194V47H192ZM192 48H188V49H186V51H184L183 52V55H184V57H186V58H192V57H194V55H195V53H197V51L196 50H193ZM233 48V47H232ZM235 48V47H234ZM244 48H242L243 50H244ZM247 48V47H246ZM246 48H245V50H246ZM259 48V47H258ZM36 49V48H35ZM34 49V50H35ZM51 49V48H50ZM53 49V48H52ZM66 49V48H65ZM84 49H86V48H84ZM87 49H89L88 47H87ZM92 49V48H91ZM99 49V48H98ZM195 49V48H194ZM216 49L217 50H219L220 51V49L221 48H219L218 49V47H216ZM237 49V48H236ZM241 49V50H242ZM37 50V49H36ZM40 50V49H39ZM42 50V49H41ZM72 50V49H71ZM78 50V49H77ZM93 50V49H92ZM91 50V51H92ZM168 50V49H167ZM167 50H165L166 51V54H167ZM185 50V49H184ZM210 50H208V51H210ZM260 50V49H259ZM46 51V50H45ZM62 51V50H61ZM81 51V50H80ZM94 51H95V49H94ZM96 51H97V47H96ZM183 51V50H182ZM182 51H180V52H182ZM200 51V50H199ZM207 51V50H206ZM215 51V50H214ZM2 52V51H1ZM11 51H9V53L8 54H11L10 53ZM40 52H42V51H40ZM47 52V51H46ZM64 52V51H63ZM79 52V51H78ZM247 52V51H246ZM251 52V51H250ZM253 52V51H252ZM256 52V51H255ZM255 52H253V53H255ZM68 53V52H67ZM70 53V52H69ZM88 53H90L89 51H88ZM87 53V54H88ZM92 53H94V52H92ZM91 53V54H92ZM165 53V52H164ZM205 53V52H204ZM213 53V52H212ZM215 53V52H214ZM241 53H242V51H241ZM260 53V52H259ZM36 54V55H35ZM66 54V53H65ZM73 54V53H72ZM82 54V53H81ZM91 54H90V56L89 57H86L85 56V58L86 59H84L83 61H85L86 60V62H84L85 63V65L84 64H82V66L84 67L83 69H81V70H83L82 71V73H81V71L80 72H78L79 74L81 73V78L79 77V79H81V81H83V80H89V78H90V76H92L91 74H92V66L94 67V65H93V59L95 60V58H92L91 57ZM178 54V53H177ZM198 54V53H197ZM206 54V53H205ZM211 53H209V55H210ZM215 54H217V53H215ZM234 54V53H233ZM238 54V53H237ZM244 54L246 55V53L244 52ZM248 54V53H247ZM250 54V53H249ZM249 54H248V56H249ZM256 54H258V52L257 53H255V55L254 56H257ZM7 55V54H6ZM41 55V54H40ZM77 55V54H76ZM75 55V56H76ZM78 55H79V53H78ZM77 55V56H78ZM83 55H84V53H83ZM86 55V54H85ZM89 55V54H88ZM87 55V56H88ZM95 55H96V53H95ZM142 55V56H143ZM168 55V54H167ZM164 56V54L162 55V57H163V59L161 60V62H162V64H158V66H160V65H163V68H165L166 69V71H165V73L167 72V69L169 68V66H168V62H170L168 59H171L169 56ZM214 55V54H213ZM236 55V54H235ZM252 55V54H251ZM145 56H143V57H145ZM170 56L171 57H173L171 54H170ZM176 56V55H175ZM180 56V55H179ZM197 56V55H196ZM218 56H219V54H218ZM247 56V55H246ZM81 57V56H80ZM95 57V56H94ZM138 57H140V55L138 56ZM183 57V56H182ZM211 57H213L212 55H211ZM10 58V57H9ZM39 58V57H38ZM38 58H37V61H38ZM54 58H55V56H54ZM75 58V57H74ZM77 58H79V57H77ZM142 58V57H141ZM157 58V57H156ZM178 58V57H177ZM185 58V63H187V59ZM210 58V57H209ZM208 58V59H209ZM214 58V57H213ZM215 58H216V60H217V62H218V58L216 57V55H215ZM220 58H221V56H220ZM219 58V59H220ZM252 58V57H251ZM258 58V57H257ZM262 58V57H261ZM69 59V58H68ZM83 59V58H82ZM97 59V58H96ZM137 59V58H136ZM144 59V58H143ZM146 59V58H145ZM158 59V58H157ZM161 59V58H160ZM173 59V58H172ZM171 59V60H172ZM175 59V58H174ZM203 59V58H202ZM211 59V58H210ZM222 59V58H221ZM232 59V58H231ZM255 58H253V60H254ZM3 60V59H2ZM14 60V58L12 59V60H10V61H13ZM55 60V59H54ZM77 60V59H76ZM139 60H140V58H139ZM150 60V59H149ZM176 60V59H175ZM178 60V59H177ZM183 60V59H182ZM204 60H207V57H206V59H204ZM213 60V59H212ZM209 61V60H207V61H209V65H208V62H207V65L209 66V74H208V72H206L208 75H207V78H208V76H209V78H210V73L214 70V69H212L213 68V64H215V61L213 62V61ZM229 60V59H228ZM250 60H252V59H250ZM257 60V59H256ZM4 61V60H3ZM7 61V60H6ZM141 61V60H140ZM155 61V60H154ZM173 61V60H172ZM171 61V62H172ZM184 61V60H183ZM190 61V60H189ZM203 61V60H202ZM233 61V60H232ZM246 61V60H245ZM9 62V61H8ZM77 62H78V60H77ZM81 62V61H80ZM142 62V61H141ZM141 62H139V63H141ZM146 62V61H145ZM149 62V61H148ZM160 61H159V63H161ZM174 62V61H173ZM172 62V63H173ZM181 62V61H180ZM205 62V61H204ZM224 62V61H223ZM225 62L227 63V62H230V61H226L225 60ZM224 62V63H225ZM236 62V61H235ZM234 62V63H235ZM7 63V62H6ZM11 63V62H10ZM36 63V64H37ZM70 63V62H69ZM137 63V62H136ZM143 63H144V61H143ZM147 63V62H146ZM154 63V62H153ZM175 63H179L178 61L176 62L175 61ZM174 63V64H175ZM221 63V62H220ZM231 63V62H230ZM246 63V62H245ZM249 63H250V61H249ZM253 63V62H252ZM75 64V63H74ZM155 64H157V63H155ZM173 64V65H174ZM182 64V63H181ZM188 64V63H187ZM186 64V65H187ZM191 64V63H190ZM193 64V63H192ZM191 64V65H192ZM196 64V63H195ZM223 64V63H222ZM221 64V65H222ZM247 64V63H246ZM5 65V64H4ZM99 65V64H98ZM137 65V64H136ZM140 65V64H139ZM170 65H172V64H170ZM172 65V66H173ZM183 65V64H182ZM185 65V64H184ZM204 65V64H203ZM206 65V63H205V65L204 66H207ZM221 65H219L218 64V67L220 66L221 67ZM225 65V64H224ZM227 65H229V64H227ZM226 65V66H227ZM81 66V67H82ZM142 66V67H141ZM189 66V65H188ZM231 66V67H230ZM232 66L233 65H229V67L232 69ZM235 66V65H234ZM238 65L236 64V67H237ZM251 66H253V65H251ZM100 67V66H99ZM140 67L141 68H143V65L141 64L140 65ZM145 68H146V66H144ZM155 67V66H154ZM162 67V66H161ZM178 67V66H177ZM222 67H224V66H222ZM222 67L221 68H219V69H222ZM53 68V67H52ZM75 68V67H74ZM140 68V69H141ZM144 68V69H145ZM151 68L152 67H150V70H151ZM172 68V67H171ZM195 68V67H194ZM215 68V67H214ZM217 68V67H216ZM215 68V69H216ZM235 68V67H234ZM3 69V68H2ZM73 69V68H72ZM78 69V68H77ZM76 69V70H77ZM170 69V68H169ZM174 69V68H173ZM183 69V68H182ZM190 69V68H189ZM208 69V68H207ZM218 69V68H217ZM216 69V70H217ZM226 69H228V70H226ZM231 69H229L228 67H226V68H223L222 69V74H220V71H215V73L216 74H218V75H220V77L221 76H223V75H225V74H227V73H229V76L228 77H230V79L229 80H231V81H229L228 83L230 84H228V83H226L227 85H229L230 87H231V95H228V93H229V91H228V93H227V91H225L224 89H227V88H225L227 85L225 84V86L223 85V83H222V85H223V87H224V89L223 88H221L222 86L220 85V83L222 82V81H219L220 83L218 84V85H220L221 87L220 88H218L216 91H214L213 93H211L210 92V94L206 97V99H205V101H204V105H203V109H204V111L203 112H205V113H210V111L212 110V109H214V107H217L218 108V110L219 111H221V112H223L224 113V110L222 111V110H220L219 109V107L218 106H220V104L221 103H225V104H230L232 107H233V109L231 110L230 109V113H229V116H228V111L226 112V110H225V112L227 113V116L226 117H224V118H227V119H225V120H223V121H221L220 123L221 124H218L219 126H217L216 125V128L218 127V129H216L217 131H221L222 129H223V131H224V129H227L228 131L230 130L231 131V129H232V127H234V129H236L235 128V126H234V124H235V121L239 118V116H240V114L242 113V112H240V108H239V103L237 102V98H236V93L240 90V88H239V90L238 91H236L237 89H238V87L240 86V77L238 76V72H234L235 70H237L236 68H235V70H231ZM241 69V68H240ZM253 69V68H252ZM12 70V69H11ZM71 70V69H70ZM80 70V69H79ZM94 70V69H93ZM100 70V69H99ZM149 70V69H148ZM162 70V69H161ZM171 70V69H170ZM169 70V71H170ZM175 70V69H174ZM191 70V69H190ZM189 70V71H190ZM226 70V71H225ZM238 70H239V68H238ZM3 71V70H2ZM1 71V72H2ZM152 71H154V70H152ZM188 71V70H187ZM68 72H70V71H68ZM102 71H100V73H101ZM151 72V71H150ZM196 72V71H195ZM224 72V73H223ZM225 72H227V73H225ZM241 72V71H240ZM55 73V72H54ZM55 73V74H56ZM104 73V72H103ZM4 74V73H3ZM6 74V73H5ZM148 74V73H147ZM154 74V73H153ZM169 74V73H168ZM171 74V73H170ZM182 74V73H181ZM187 74V73H186ZM242 74H244V73H242L241 72V74H240V76H242ZM66 75V74H65ZM75 75V74H74ZM172 75V74H171ZM170 75V76H171ZM213 75H215V74H211V76H213ZM264 75V74H263ZM57 76V75H56ZM96 76V75H95ZM164 76V75H163ZM166 76H167V74H166ZM174 76V75H173ZM227 76V75H226ZM142 77V76H141ZM165 77V76H164ZM163 77V78H164ZM179 77V76H178ZM198 77V76H197ZM214 77V76H213ZM215 77H217V75L215 76ZM224 77V76H223ZM62 78V77H61ZM63 78H64V76H63ZM69 78V77H68ZM135 78H137V77H135ZM166 78V77H165ZM168 79H169V77H167ZM167 78H166V80H167ZM207 78H204V79H206L207 80ZM241 78H243V77H241ZM4 79H5V77H4ZM55 79V78H54ZM150 79V78H149ZM149 79H148V81H149ZM153 79V78H152ZM189 79V78H188ZM198 79V78H197ZM210 79H212V78H210ZM217 79H219L218 77H217ZM245 79V78H244ZM72 80H73V78H72ZM75 80H76V78H75ZM78 80V79H77ZM92 79H90V81H91ZM95 80H96V78H95ZM94 80V81H95ZM135 80H138V79H134V81L133 82H135ZM191 80V79H190ZM223 80H224V78H223ZM226 80V79H225ZM61 81V80H60ZM62 81H63V79H62ZM67 81H69V80H67ZM80 81V80H79ZM141 81H142V79H141ZM155 81V80H154ZM164 81V80H163ZM210 81V80H209ZM208 81V82H209ZM214 81H218V80H216V79H214ZM243 81V80H242ZM64 83L66 82V81H63ZM88 82V81H87ZM96 82V81H95ZM151 82V81H150ZM204 82V81H203ZM248 82V81H247ZM146 83V82H145ZM152 83V82H151ZM211 83V82H210ZM215 83V82H214ZM217 83V82H216ZM77 84V83H76ZM85 85L84 83H81V85ZM87 84V83H86ZM88 84H90V83H88ZM94 84H93V86H94ZM139 84V83H138ZM141 84V83H140ZM205 84V83H204ZM212 84V83H211ZM241 84H242V82H241ZM249 84V83H248ZM251 84H252V82H251ZM61 85V84H60ZM66 85V84H65ZM64 85V86H65ZM81 85H80V87H81ZM90 85H92V83L90 84ZM133 85V83L131 84V86ZM135 85V84H134ZM185 86H186V84H184ZM250 85V84H249ZM70 86V85H69ZM68 86V87H69ZM78 86V85H77ZM88 86V85H87ZM136 86V85H135ZM181 86V87H180ZM210 86H212L213 87V85H210ZM217 85H215V87H216ZM252 86V85H251ZM85 87H86V85H85ZM89 88H91L90 86H88ZM87 87V88H88ZM134 86H132V88H133ZM208 87H209V84H208ZM215 87H213V89L211 90V91H213L214 89H215ZM228 87V86H227ZM241 87V86H240ZM1 88V87H0ZM78 87H76V89H77ZM185 88V87H184ZM190 88V87H189ZM193 88V87H192ZM206 88V87H205ZM5 89H6V87H5ZM72 89H73V86H72ZM79 89V88H78ZM85 89V88H84ZM131 89V87L129 88V89H127V90H130ZM207 89V88H206ZM10 90H11V88H10ZM12 90V91H13ZM34 90V91H33ZM87 90V89H86ZM90 90V89H89ZM209 90V89H208ZM84 92H85V90H83ZM90 91V92H91ZM159 91V92H158ZM6 92V91H5ZM11 92V91H10ZM13 92V93H14ZM36 92V91H35ZM72 92V91H71ZM236 92V93H235ZM72 93H74V91L72 92ZM71 93V96L73 95V97L72 98H74V96L76 97L77 95V92H75L74 94H72ZM82 93V92H81ZM158 93H161L162 95L160 96V98H159V96L157 95ZM201 93V92H200ZM12 94V93H11ZM80 94V93H79ZM124 94V96H125V94L126 93H123ZM123 94H121V96L123 95ZM208 94V93H207ZM230 94V93H229ZM87 95V94H86ZM95 96V95H94ZM173 96V97H176L177 99H178V101H177V103L176 104H169L168 102H164V105H162V107H159V108H161L160 110L158 109V108H156V107H158V106H156L155 105V103L157 104L158 102L159 103H163V101L161 102V101H158V99L160 100L162 97H163V99H167V101L171 98V97ZM11 97V96H10ZM40 97V96H39ZM57 97H59V96H57ZM80 97V96H79ZM93 97V96H92ZM158 97V98H157ZM170 97V98H169ZM95 98H96V96H95ZM95 98H94V100H95ZM203 98V97H202ZM0 99H1V96H0ZM40 99V100H41ZM62 99H63V97H62ZM70 99V98H69ZM68 99V100H69ZM75 99V98H74ZM241 99V98H240ZM240 99H239V101H240ZM11 100V99H10ZM9 100V101H10ZM53 100V99H52ZM64 100V99H63ZM85 101H86V99H84ZM92 100V99H91ZM91 100H89L90 101V103L92 102ZM125 100L127 101V102H125ZM2 101V100H1ZM0 101V102H1ZM4 101V100H3ZM42 101V100H41ZM55 101V100H54ZM58 101V100H57ZM89 101H88V104H90L89 103ZM125 103H124V102ZM158 101V102H157ZM173 101H175V100H172V102ZM186 101V100H185ZM76 102V101H75ZM82 102V101H81ZM101 102V101H100ZM250 102V101H249ZM3 103V102H2ZM71 103V102H70ZM11 104V103H10ZM41 105H42V103H41ZM58 105V104H57ZM56 105V106H57ZM82 105V104H81ZM84 105V104H83ZM85 105H86V103H85ZM91 105V104H90ZM93 105V104H92ZM153 105H155L156 107L154 108L155 110H149L150 108L151 109H153L152 108V106ZM159 105V104H158ZM55 106V107H56ZM67 106V105H66ZM231 106H228V107H231ZM8 107V106H7ZM42 107V106H41ZM69 107V106H68ZM81 107V106H80ZM94 107V108H93ZM225 107V106H224ZM223 106H222V108H224ZM228 107H225L226 109L228 108ZM48 108V107H47ZM65 108V107H64ZM221 108V107H220ZM74 109V108H73ZM156 109H158L159 111H157ZM192 109V108H191ZM201 109H202V107H201ZM200 109V110H201ZM53 110V109H52ZM147 110H149L148 112H147ZM215 110V109H214ZM228 110V109H227ZM42 111V112H41ZM213 111V110H212ZM216 111V110H215ZM46 112H48L47 110H46ZM135 112H140V113H138V114H140V116L138 117L136 114L134 115V113ZM184 112V111H183ZM64 113V112H63ZM204 113V114H205ZM216 113V112H215ZM220 113V112H219ZM222 113V114H223ZM226 113H224V116L226 115ZM47 114V113H46ZM54 114V113H53ZM57 114V113H56ZM55 114V115H56ZM203 114V113H202ZM211 114V113H210ZM59 115V114H58ZM133 115L134 116H136L137 118H133ZM184 115H186V114H184ZM207 115V114H206ZM212 115V114H211ZM216 115V114H215ZM242 115V114H241ZM47 116V115H46ZM209 116V115H208ZM223 116V115H222ZM63 117V116H62ZM66 117V116H65ZM241 117V116H240ZM206 118V117H205ZM220 117H217L216 119H219ZM38 119V120H37ZM40 119V120H41ZM45 119V118H44ZM47 119V118H46ZM58 119V118H57ZM69 119V120H68ZM222 119V118H221ZM244 119V118H243ZM40 120H39V122H40ZM52 120V119H51ZM54 120V119H53ZM190 120V119H189ZM207 120V119H206ZM212 120V119H211ZM48 121V120H47ZM125 121H128L129 123L128 124H130L129 125V128H128V130L127 129H125L126 131H124V129H120V125L123 123V122H125ZM191 121V120H190ZM213 121V120H212ZM215 121V120H214ZM220 121V120H219ZM240 121V120H239ZM58 122H60V121H58ZM57 122V123H58ZM112 122H114L112 125H111V123ZM210 122V121H209ZM216 122H218L217 120H216ZM236 122H238V121H236ZM42 123H46V122H42ZM52 123V122H51ZM107 123H110L109 125V127L107 126L108 124ZM219 123V122H218ZM105 124H107L106 126H103V125H105ZM124 124V123H123ZM212 124V123H211ZM216 124V123H215ZM238 124H240L239 122L236 124V125H238ZM247 124V123H246ZM183 125V124H182ZM244 125V124H243ZM37 126V125H36ZM120 126V127H119ZM166 126H168V127H166ZM245 126V125H244ZM243 126V127H244ZM7 127V126H6ZM101 127L103 128L104 127V133H102V129H101ZM105 127H107V128H105ZM123 127V126H122ZM124 127L126 128L127 126H126V124L124 125ZM194 127V126H193ZM214 127V126H213ZM5 128V127H4ZM170 128V127H169ZM177 129V126L176 127H174V129ZM191 128V127H190ZM199 128V127H198ZM239 128V127H238ZM102 130V131H99V130ZM156 129H158V130H161V131H163V132H165L164 134H163V136H161V137H158V138H156L155 137V135H156V133L154 132ZM172 129V128H171ZM171 129H168V131L167 132H169ZM186 129V128H185ZM14 130V129H13ZM52 130H54V129H52ZM167 130V129H166ZM190 130H192V129H190ZM214 130V129H213ZM226 130V131H227ZM246 130V129H245ZM40 131V130H39ZM38 131V132H39ZM161 131H158V132H161ZM176 131V130H175ZM174 130H173V132H175ZM180 131V130H179ZM188 131V130H187ZM210 131V130H209ZM222 131V132H223ZM235 131V130H234ZM139 132V134H137ZM157 132V134H160V133H158ZM162 132V133H163ZM173 132H170V134L172 133L173 134ZM202 132V131H201ZM4 133H5V130H4ZM15 133V132H14ZM55 133V132H54ZM161 133V134H162ZM185 133H187V132H185ZM215 133V134H214ZM212 132V134H214V135H216V132ZM224 133H225V131H224ZM228 134L229 133H232V135H233V130H232V132H227ZM35 134V133H34ZM137 134V135H136ZM155 134V135H154ZM190 134V133H189ZM244 134V133H243ZM246 134V133H245ZM12 135V136H13ZM154 135V136H153ZM169 135V134H168ZM167 135V136H168ZM221 134H219V136H220ZM227 135V134H226ZM225 135V136H226ZM232 135H231V137H229L228 139H229V141H232V142H236L235 141V135L232 137ZM142 136V135H141ZM157 136V135H156ZM160 136V135H159ZM170 136V135H169ZM205 136H206V134H205ZM210 136V135H209ZM223 137H224V135H222ZM221 136V137H222ZM43 137V136H42ZM50 137V136H49ZM64 137V136H63ZM135 137H137V138H135ZM172 137V136H171ZM217 137H218V134H217ZM227 137V136H226ZM245 137V136H244ZM2 138V139H3ZM57 138V137H56ZM214 138H215V136H214ZM189 139H190V137H189ZM205 139V138H204ZM204 139H203V141H204ZM218 139H221L220 137L218 138ZM228 139H226L225 138V140L227 141ZM245 139V138H244ZM37 141H38V139H36ZM42 140V139H41ZM50 140V139H49ZM48 140V141H49ZM59 140H60V138H59ZM191 140V139H190ZM213 140V139H212ZM224 140V138L221 140V141H223ZM55 141V140H54ZM64 141V140H63ZM220 141V140H219ZM135 142V141H134ZM189 142V141H188ZM209 142V141H208ZM213 143L212 144H214V142H215V139L212 141ZM218 142V141H217ZM216 142V146H214V148L213 149H206L207 147H206V145H204L205 143H203V145H204V147H205V149L204 148H202L203 150H201L200 151V154H201V156H199L198 155V153H197V155L199 156V157H201V159H202V164L204 163L203 162V160L205 161V160H209V162L211 161V159L213 158H217V160H225L227 157H230L229 155H228V152H227V149L229 150V148H227V149H224V147L221 145V144H223V143H217ZM191 143V142H190ZM211 143V142H210ZM226 143V142H225ZM45 144V143H44ZM43 144V145H44ZM187 144V143H186ZM231 144H233V143H231ZM3 145V146H4ZM62 145V144H61ZM209 145V144H208ZM227 145V144H226ZM46 146V145H45ZM211 146H213V145H211ZM231 146V145H230ZM229 146V147H230ZM233 146V145H232ZM231 146V147H232ZM50 147V146H49ZM201 147H203V146H201ZM44 148H46V147H44ZM52 148V147H51ZM55 148V147H54ZM138 148V149H139ZM174 148L172 149V150H174ZM210 148V147H209ZM16 149H15V151H16ZM103 149H105V150H103ZM180 149H182V146H181V148ZM195 149H198V148H195ZM194 149V150H195ZM35 150V149H34ZM101 150H103V151H105V153H104V156L103 157H100L101 155L100 154H98V155H100L99 157H97V153L99 152V151H101ZM178 150H179V148H178ZM192 150V149H191ZM226 150V151H225ZM17 151V152H18ZM38 151V150H37ZM177 151V150H176ZM175 150H174V152H176ZM180 151V150H179ZM235 151H237V150H235ZM12 152H14V149H13V151ZM16 152V153H17ZM42 152V151H41ZM182 152V151H181ZM180 152V153H181ZM2 153V152H1ZM7 151L5 152V155H7V154H9V153H7ZM15 153V154H16ZM103 153V152H102ZM101 153V154H102ZM173 153V152H172ZM187 153H188V151H187ZM192 153H194L193 152V150H192ZM52 154V153H51ZM176 154V153H175ZM177 154H179V153H177ZM4 155V156H5ZM10 155H12V154H10ZM46 155V154H45ZM53 155V154H52ZM180 155H182V154H180ZM9 156V155H8ZM7 156V157H8ZM175 156V155H174ZM183 156V155H182ZM198 156H196L197 158H198ZM3 157V156H2ZM11 157V156H10ZM13 157V156H12ZM15 157V156H14ZM19 157V156H18ZM171 157H173V156H171ZM178 156H176V158H177ZM180 157V156H179ZM195 157V158H196ZM236 157V156H235ZM175 158V159H176ZM181 159H183V157H180ZM219 158V159H218ZM232 158V157H231ZM4 159H5V157H3V161H4ZM11 159V158H10ZM174 158H172V160H173ZM178 159V160H177ZM176 160H175V162H178V161H180L179 160V158H177ZM184 159H185V157H184ZM184 159H183V161H184ZM212 159V160H213ZM7 160H8V158H7ZM7 160H5V162L7 161ZM23 160V159H22ZM199 160H200V158L198 159V162H199ZM215 160V159H214ZM216 160V161H217ZM238 160V159H237ZM52 161V160H51ZM50 161V162H51ZM148 161H150V162H148ZM156 161H158V159H156ZM185 161H186V159H185ZM189 161V160H188ZM197 161V160H196ZM19 162V161H18ZM144 162V163H143ZM146 162V163H145ZM148 162V163H147ZM172 162V161H171ZM174 162V163H175ZM9 163V162H8ZM8 163H7V165H8ZM52 163V162H51ZM50 163V164H51ZM70 163H73L72 165H70ZM137 164L136 165H140L139 164V161L138 162H136ZM182 163H184V162H182ZM206 163V162H205ZM208 163V162H207ZM210 163H212V161L210 162ZM209 163V164H210ZM215 163V162H214ZM218 163V162H217ZM226 163V162H225ZM16 164V163H15ZM25 164V163H24ZM54 164V163H53ZM68 165V167H69V165H70V169L68 168V169H65L64 168V166L65 165ZM169 164V166H170V163H168ZM173 164V163H172ZM180 164V163H179ZM185 164V163H184ZM193 164V163H192ZM200 164V163H199ZM223 164V163H222ZM6 165V164H5ZM47 165V164H46ZM55 165V164H54ZM135 165V166H136ZM146 165V166H147ZM151 165V164H150ZM191 165V164H190ZM213 165V164H212ZM215 165H216V163H215ZM218 165V164H217ZM227 165V164H226ZM240 165V164H239ZM9 166V165H8ZM31 166V165H30ZM134 166V167H135ZM138 166H136L137 168H138ZM165 166V165H164ZM167 166V168H169L168 167V165H166ZM207 166H208V164H207ZM219 167H221L220 166V164L218 165ZM229 166V165H228ZM2 167V166H1ZM38 167V166H37ZM54 167V166H53ZM135 167V168H136ZM143 167H139V169L140 168H142L143 169ZM163 166H161V168H162ZM171 167V166H170ZM180 167V166H179ZM178 167V168H179ZM201 167V166H200ZM214 167V166H213ZM222 167H224V165H222ZM232 167V166H231ZM251 167V166H250ZM257 167V166H256ZM4 168V167H3ZM66 168H67V166H66ZM136 168V169H137ZM148 168V167H147ZM161 168H160V170H161ZM166 168V169H167ZM176 168H177V166H176ZM211 168H212V166H211ZM210 168V165H209V169L208 170H210L211 169ZM215 168V167H214ZM213 168V169H214ZM5 169V168H4ZM58 169V170H59ZM139 169H138V171H139ZM165 167L162 169V171H160L159 172V175H157L158 173H155V175L157 176V177H155V178H153V180H151L149 177L151 176V175H149V177H148V179L147 180H145V181H148V183H147V187H148V190H149V192L152 194L151 195V197H150V199L149 198H147L148 197V195L147 194H150V193H148V191L146 190L144 193L147 195V197H144V198H147V199H149V202L147 203V202H145V203H147L148 204V208L147 209H152L153 210V207L152 208H150V206H152V205H154V206H156L155 204H157V207L159 206V205H161V207H167L168 208V210H170L171 211V213L173 212V210H172V206H174L173 204V197H172V194L174 193V190L171 192L170 190L168 191V189H166L165 187V189H158V187H157V185H158V183H162L163 181H166L167 180V177H168V175H170L169 174V172H171V171H168V169H167V171H168V174L165 172ZM170 170H171V168H169ZM198 169V168H197ZM213 169H212V172H214L213 171ZM13 170V169H12ZM18 170V169H17ZM146 169H143V171H145ZM179 170H180V168H179ZM193 170V169H192ZM207 170V171H208ZM230 170V169H229ZM3 171V169L0 171V172H2ZM47 171V170H46ZM56 171V170H55ZM135 171L137 172V174H138V176H137V174L135 173ZM141 171V170H140ZM172 171H175V168H174V170H172ZM176 171H178L177 169H176ZM175 171V172H176ZM202 171V170H201ZM224 171V173H225V170H223ZM237 171V170H236ZM10 172V171H9ZM146 172H147V170H146ZM153 172V171H152ZM205 172V171H204ZM211 172V171H210ZM209 172V173H210ZM212 172L210 173V174H212ZM216 172V171H215ZM235 172V171H234ZM233 172V173H234ZM11 173V172H10ZM4 174V173H3ZM12 174V173H11ZM14 174H16V173H14ZM39 174V173H38ZM149 174H152V173H149ZM176 175L177 174H179V173H175ZM214 174V173H213ZM16 175H18V172H17V174ZM15 175V176H16ZM145 175V174H144ZM166 175H167V177H166ZM221 175H222V173H221ZM226 175V174H225ZM11 176V175H10ZM13 176V175H12ZM53 176H55V175H53ZM146 176H148V174L146 175ZM174 176V175H173ZM179 176V175H178ZM198 176V175H197ZM203 176H208V174L206 173V175H203ZM229 176H230V174H229ZM14 177V176H13ZM40 177V176H39ZM56 177V176H55ZM154 177V176H153ZM170 177L171 176H169V179H170ZM181 177V176H180ZM179 177V178H180ZM211 177H213V176H211ZM210 177V178H211ZM225 177V176H224ZM239 177V176H238ZM11 178V177H10ZM16 178H18L17 176H16ZM59 178V179H60ZM146 178V177H145ZM176 178V177H175ZM174 178V179H175ZM201 178H203V177H201ZM31 179V178H30ZM144 179V178H143ZM172 179V178H171ZM170 179V180H171ZM192 179V178H191ZM190 179V180H191ZM204 179V178H203ZM203 179H201V180H203ZM206 179V178H205ZM1 180V179H0ZM138 180V179H137ZM140 180V179H139ZM142 180V179H141ZM169 180V181H170ZM188 180V179H187ZM212 180V179H211ZM13 181H14V179H13ZM58 181V180H57ZM174 181V180H173ZM173 181L171 182V183H173ZM177 180H175V182H176ZM182 181V180H181ZM207 181V180H206ZM205 181V182H206ZM210 181V180H209ZM213 181V180H212ZM243 181V180H242ZM32 182V181H31ZM48 182V181H47ZM140 182V181H139ZM143 182H144V180H143ZM167 182H168V180H167ZM167 182H166V184H167ZM203 182V181H202ZM211 182V181H210ZM37 183V182H36ZM63 183H64V180H63ZM146 182H144V184L143 185H141L140 183V185H141V187H143L144 185H146L145 184ZM164 183V182H163ZM183 183V182H182ZM194 183V182H193ZM204 183V182H203ZM221 183H222V181H221ZM14 184V183H13ZM48 184V183H47ZM58 184V183H57ZM67 184V183H66ZM168 184H170V183H168ZM167 184V185H168ZM176 184H178L177 182H176ZM50 185V184H49ZM64 185H65V183H64ZM63 185V186H64ZM149 185V186H148ZM163 184H161V186L159 185V188L160 187H163L162 186ZM167 185H166V187H167ZM174 185V184H173ZM187 185V184H186ZM231 185V184H230ZM234 185V184H233ZM52 186V185H51ZM60 186V185H59ZM165 186V185H164ZM171 185H169L167 188H169ZM177 186V185H176ZM179 186V185H178ZM193 186V185H192ZM210 186V185H209ZM213 186H214V184H213ZM232 186V185H231ZM40 187V186H39ZM139 187V186H138ZM205 187V186H204ZM228 187H230V186H228ZM11 188V187H10ZM56 188V187H55ZM67 188V187H66ZM68 188H70L69 186H68ZM140 188V187H139ZM138 188V189H139ZM145 188H146V186H145ZM174 188H176L175 187V185H174ZM192 188V187H191ZM221 188V187H220ZM21 189V188H20ZM34 189V188H33ZM61 189V188H60ZM63 189V188H62ZM74 189V190H75ZM82 189V190H81ZM138 189H136V190H138ZM144 189V188H143ZM170 189H173V186H171V188ZM177 189V188H176ZM182 189H184V188H182ZM224 189V188H223ZM228 189V188H227ZM231 189V188H230ZM2 190V189H1ZM1 190H0V203H1V200L3 199L2 198V196H4L3 195V193L4 192H1ZM53 190H55L54 188H53ZM58 190H59V188H58ZM67 190V189H66ZM142 190V189H141ZM179 190V189H178ZM205 190V189H204ZM208 190V189H207ZM216 190V189H215ZM11 191V190H10ZM15 191V190H14ZM40 191V190H39ZM48 191V190H47ZM61 191V190H60ZM60 191H57V192H60ZM65 191V190H64ZM140 191V190H139ZM144 191V190H143ZM223 191V190H222ZM57 192H54V193H57ZM68 192V191H67ZM75 192V193H74ZM135 192V191H134ZM172 194H171V193ZM214 192V191H213ZM234 192V191H233ZM43 193V192H42ZM47 193H49V192H47ZM51 193V192H50ZM66 193V192H65ZM211 193V192H210ZM225 193V192H224ZM6 194V193H5ZM14 194V193H13ZM15 194H17V195H19L18 194V192L17 193H15ZM53 194V193H52ZM71 194H73V195H71ZM212 194V193H211ZM9 195H11V193L9 194ZM24 195V194H23ZM35 195V194H34ZM40 195V194H39ZM45 195V194H44ZM56 195H59V194H56ZM61 195V194H60ZM145 195V196H146ZM177 195H179L178 193H177ZM223 195V194H222ZM227 195V194H226ZM233 195V194H232ZM7 196V195H6ZM13 196V195H12ZM11 196V197H12ZM132 196H133V194H132ZM197 196V195H196ZM225 196V195H224ZM45 197H47V196H45ZM44 197V198H45ZM136 197V196H135ZM189 197V196H188ZM213 197V196H212ZM218 197V196H217ZM2 198V199H1ZM15 198V197H14ZM42 198V197H41ZM40 198V199H41ZM48 198V197H47ZM51 198V197H50ZM57 198V197H56ZM142 198V197H141ZM144 198L142 199V200H144ZM173 198V199H172ZM16 200L15 201H17L16 203H18L20 200H19V198L18 197H16L15 198ZM22 199V198H21ZM135 199V198H134ZM176 199V198H175ZM213 199V198H212ZM226 199V198H225ZM235 199V198H234ZM9 200V199H8ZM129 200V201H128ZM133 200V199H132ZM136 200V199H135ZM134 200V201H135ZM141 200V201H142ZM146 200V199H145ZM187 200V199H186ZM196 200V199H195ZM219 200V199H218ZM41 201V200H40ZM53 201V200H52ZM185 201V200H184ZM199 201V200H198ZM201 201V200H200ZM214 201V200H213ZM228 201H230V200H228ZM54 202V201H53ZM128 202V203H127ZM136 202V201H135ZM135 202H134V204H135ZM219 202V201H218ZM225 202V201H224ZM139 203V202H138ZM143 203V202H142ZM141 203V204H142ZM197 203V202H196ZM213 203V202H212ZM220 203V202H219ZM235 203V202H234ZM241 203V202H240ZM239 203V204H240ZM20 204V203H19ZM56 204V203H55ZM134 204H132L131 203V206L132 205H134ZM179 204V203H178ZM228 204V203H227ZM15 205V204H14ZM183 205V204H182ZM186 205V204H185ZM196 205V204H195ZM1 206V205H0ZM16 206V205H15ZM38 206V205H37ZM142 206H145L144 204L142 205ZM147 206V205H146ZM181 206V205H180ZM197 206V205H196ZM203 206V205H202ZM233 206V205H232ZM135 207V206H134ZM140 207V206H139ZM175 207V206H174ZM186 207V206H185ZM246 207V206H245ZM15 208V207H14ZM70 208V210H72L71 212H73V210L74 209H71ZM145 208V207H144ZM158 208H160V207H158ZM201 208H203V207H201ZM207 208V207H206ZM210 208V207H209ZM241 208V207H240ZM36 209V208H35ZM44 209V208H43ZM134 209V208H133ZM154 209H155V207H154ZM217 209V208H216ZM14 210H16V209H14ZM21 210V209H20ZM140 210V209H139ZM156 210H157V208H156ZM163 210V209H162ZM178 210V209H177ZM181 210V209H180ZM186 210V209H185ZM194 210V209H193ZM201 210V209H200ZM218 210V209H217ZM19 211V210H18ZM135 211V210H134ZM146 211V210H145ZM145 211H143V212H145ZM158 211V210H157ZM195 211V210H194ZM202 211V210H201ZM204 211V210H203ZM206 211V210H205ZM214 211V210H213ZM225 211V210H224ZM263 211V210H262ZM4 212V211H3ZM37 212V211H36ZM70 212V211H69ZM135 212H138V211H135ZM139 212H141V211H139ZM138 212V213H139ZM142 212V213H143ZM151 212V211H150ZM161 213H163L162 211H160ZM210 212H211V210H210ZM230 212V211H229ZM238 212V211H237ZM242 212V211H241ZM13 213V212H12ZM11 213V214H12ZM32 213V212H31ZM40 213V212H39ZM42 213H43V210H42ZM46 213V212H45ZM149 213V212H148ZM157 213V212H156ZM156 213H154V214H156ZM158 214V215H150V216H148V218H147V216H146V220H144V222L147 224V226H149V228L146 230V231H143L142 229L140 230V228L139 229H136L133 233H134V235L135 234H137V236H140V237H143L142 239H141V241H142V243H141V245H136V244H138V243H136V244H134L133 246H130L131 248L130 249H128V251H129V253H128V257H127V260H126V264H157V262H159L160 260H161V258L163 257L162 256V253L164 252V251H160V247H159V243H158V239H159V236H161V233L165 230V228H167L166 227V224L168 225V218H169V216L167 215V214ZM170 213V212H169ZM170 213V214H171ZM181 213V212H180ZM185 213V212H184ZM196 213H198V212H196ZM205 213V212H204ZM4 214V213H3ZM6 215H7V213H5ZM11 214H9V215H11ZM65 214V215H64ZM130 214V213H129ZM150 214V213H149ZM152 214V213H151ZM175 214V213H174ZM223 214V213H222ZM226 214V213H225ZM259 214H261V213H259ZM46 215V214H45ZM68 215V214H67ZM144 215H146V213H144ZM173 215V214H172ZM188 215V214H187ZM192 215V214H191ZM211 215V214H210ZM263 215V214H262ZM49 216V215H48ZM63 216H61V217H63ZM79 216V217H78ZM178 216V215H177ZM181 216V215H180ZM201 216V215H200ZM203 216V215H202ZM214 216H216L215 214H214ZM172 217V216H171ZM230 217V216H229ZM8 218V217H7ZM68 218L69 217H67V220H68ZM132 218H133V216H132ZM175 218V217H174ZM184 218V217H183ZM196 218V217H195ZM50 219V218H49ZM50 219V220H51ZM57 219V218H56ZM135 219H137L136 221H139L138 219L139 218H134V221H135ZM144 219H145V217H144ZM169 219H172V218H169ZM209 219V218H208ZM225 219H226V217H225ZM240 219V218H239ZM47 220V219H46ZM62 220V219H61ZM66 220V221H67ZM238 220V219H237ZM38 221V220H37ZM56 221V220H55ZM133 221V220H132ZM141 221H143V220H141ZM140 221V222H141ZM171 221V220H170ZM216 221V220H215ZM214 221V222H215ZM51 222H52V220H51ZM61 222V221H60ZM64 222V221H63ZM139 222V223H140ZM143 222V223H144ZM194 222V221H193ZM213 222V223H214ZM49 222L47 221V224H48ZM65 223V222H64ZM67 223V222H66ZM130 223H133V222H130ZM137 223V222H136ZM139 223H137V224H139ZM143 223H141V224H143ZM145 223H144V225H145ZM187 223V222H186ZM40 224V223H39ZM60 224V223H59ZM169 224H171L170 222H169ZM66 224H64V226H65ZM129 225H132V224H129ZM128 225V226H129ZM134 225V224H133ZM173 225V224H172ZM176 225H178V224H176ZM205 225V224H204ZM134 226H136V224L134 225ZM62 228H64V227H62ZM61 228V229H62ZM128 228H130V226L128 227ZM131 228H133V226H131ZM136 228V227H135ZM143 228H145V227H143ZM167 229H169V228H167ZM170 229H171V227H170ZM50 230H52V229H50ZM49 229H48V233H49V231H50ZM60 229H58V231H59ZM65 230V229H64ZM171 230H173V229H171ZM206 230V229H205ZM63 230H61V231H59V233L61 234V232H62ZM101 231H103L104 233H101ZM142 231V232H141ZM52 232V231H51ZM131 232V231H130ZM239 232V231H238ZM14 233V232H13ZM126 233V232H125ZM199 233V232H198ZM206 233V232H205ZM61 234V235H62ZM124 234V233H123ZM183 234V233H182ZM181 234V235H182ZM212 234V233H211ZM238 234V233H237ZM46 235H48V234H46ZM51 235V234H50ZM56 235V234H55ZM60 235V236H61ZM217 235V234H216ZM59 236V235H58ZM172 236V235H171ZM178 236V235H177ZM29 237V236H28ZM47 237V236H46ZM51 237V236H50ZM55 237V236H54ZM63 237V236H62ZM62 237H60V238H62ZM133 237V236H132ZM140 237H137V238H140ZM162 237V236H161ZM210 237V236H209ZM45 238V237H44ZM49 238V237H48ZM80 238H82V241H81V239ZM122 238H123V236H122ZM164 238H166V237H164ZM172 238V237H171ZM176 238V237H175ZM182 238V237H181ZM240 238V237H239ZM3 239V238H2ZM8 239V238H7ZM33 239V238H32ZM46 239V238H45ZM210 239H211V237H210ZM38 240V239H37ZM164 240V239H163ZM167 240V239H166ZM169 240V239H168ZM195 240V239H194ZM25 241V240H24ZM140 241V240H139ZM172 241V240H171ZM181 241V240H180ZM29 242V241H28ZM39 242V241H38ZM120 242H121V240H120ZM125 242V241H124ZM138 242V241H137ZM164 242V241H163ZM196 242V241H195ZM200 242V241H199ZM215 242V241H214ZM238 242H239V240H238ZM45 243H46V240H45ZM50 243V242H49ZM130 243V242H129ZM172 243H174V242H172ZM3 244V243H2ZM44 244V243H43ZM122 244V243H121ZM193 244V243H192ZM4 245V244H3ZM39 245V244H38ZM47 245V244H46ZM163 245V244H162ZM170 245V244H169ZM53 246V245H52ZM114 246V245H113ZM112 246V247H113ZM121 246V245H120ZM44 247V246H43ZM55 247V246H54ZM122 247V246H121ZM123 247L125 248V246L123 245ZM47 248V247H46ZM114 249L116 248V246H114L113 247ZM118 248V247H117ZM126 248H127V245H126ZM181 248V247H180ZM56 249V248H55ZM54 249V250H55ZM108 249V250H107ZM163 250H164V248H162ZM172 249V248H171ZM46 250V249H45ZM119 250V249H118ZM111 251V250H110ZM109 251V252H110ZM120 251V250H119ZM125 251V250H124ZM124 251H122V252H124ZM168 251V250H167ZM213 251V250H212ZM56 253V252H55ZM116 250H115V252H114V256H117V255H119V252H118V254L116 255ZM211 253V252H210ZM110 254V253H109ZM112 254V253H111ZM120 254H122V253H120ZM127 253H125V255L124 256H127L126 255ZM167 254V253H166ZM56 255V254H55ZM2 256V255H1ZM54 256V255H53ZM111 256V255H110ZM114 256H111L110 258H113ZM212 256V255H211ZM210 256V257H211ZM43 257V256H42ZM41 257V258H42ZM105 257H107V255L105 256ZM105 257H102V258H105ZM213 257V256H212ZM116 258H118V257H116ZM184 258V257H183ZM47 259V258H46ZM164 259V258H163ZM162 259V260H163ZM4 260V259H3ZM42 260V259H41ZM45 260V259H44ZM43 260V261H44ZM80 260H82V259H80ZM117 259H115V261H116ZM50 261V260H49ZM52 261V260H51ZM112 261H113V259H112ZM184 261V260H183ZM196 261V260H195ZM5 262H6V260H5ZM42 262V261H41ZM45 262V261H44ZM78 262V261H77ZM54 263V262H53ZM82 263H83V261H82ZM114 263H116V262H114ZM114 263H112V264H114ZM121 263H122V260H121ZM120 263V264H121ZM124 263V262H123ZM164 263V262H163ZM188 263V262H187ZM3 264V263H2ZM46 264V263H45ZM125 264V263H124ZM166 264V263H165ZM172 264V263H171Z\"/></svg>",
    "mask_w": 264,
    "mask_h": 264
}]
</instances>
